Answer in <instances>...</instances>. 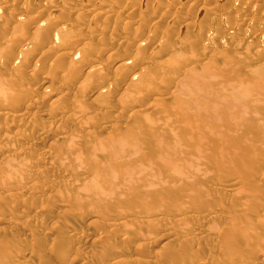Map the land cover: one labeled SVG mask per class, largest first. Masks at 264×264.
<instances>
[{
	"label": "rangeland",
	"instance_id": "rangeland-1",
	"mask_svg": "<svg viewBox=\"0 0 264 264\" xmlns=\"http://www.w3.org/2000/svg\"><path fill=\"white\" fill-rule=\"evenodd\" d=\"M4 1L2 0V2H0V8H1L0 9V42H3L4 40H6L8 42V44H9L8 46H10V47H8V46H4V47H6V48L8 47L10 49L13 48V50L8 49V52L10 50V52H9L10 55H8V52L5 51L6 49L3 48V50L5 51V52H3V54L7 53L9 58H7L8 57L7 55H4V57L6 56L5 58L7 59V60L5 58H4L5 60L3 59L4 60V64L1 63L3 60L0 59V73L1 72L2 73L5 72V73H3V75L6 74L7 72H8V74H10V73L13 74V75L10 74V78H11V76L13 77V79L11 78V80H8L9 76L7 74L5 76H3V78L4 77L7 78V79H5V80H7V84L5 83L6 81L4 82L5 85H8L6 87V90L9 89V91L11 93H13V92L18 93L17 90H19L18 94L20 95V93H21L22 94L21 95L22 98H20V97H19L20 99L16 98L15 99L16 101L15 100L13 101L14 103L9 102L10 100L6 101L8 99L5 100L7 102L5 104H8V102H9L8 105H5L8 108V110L6 112L9 113V114L13 113V115L10 114L11 116H9V119L8 118L5 119V116H8L6 114V112H5L6 115L4 113L2 114L3 117L0 115V121L4 123L3 124V123L0 122V128H3L2 130H0V136L3 135L4 133L5 134L8 133V135L6 134V136H10V135L13 136L14 133L15 134L17 133V134H20L21 136L22 135H24V136L26 135L25 136L26 137V139H25L26 141H31V142L38 141V142H36V144L34 146H31L32 148H31L30 151H28L29 148L27 149L26 147H24L25 145L20 144L21 145L20 146L18 144L17 148L20 149L21 151H23V156L21 158L19 157L17 161H12L14 159L11 156L8 157V158H6V157L4 158L2 154L0 155V160L2 161V162L1 161L0 162L2 164H10L12 162V164H10L9 167H8V165H0V176H1V179L3 177V179H4V180L2 179L3 183H5V185L8 188V190H7V188H5L7 190L6 191L4 188L1 189L3 185H1V187H0V227H1L0 228V240H1L0 243L5 240L4 244H2V245H5V246H1L0 245L1 246L0 249L2 247L4 248V247L8 246V248L6 249L7 250L6 252H8V254H4V253H6L5 249H3L4 253H3V251L0 250V252L3 253V254L0 253V256H1L0 259L4 261L3 264H7V263L8 264H10V263L11 264H15L16 262L18 264H22V263L23 264H47L48 262H49V264H110L113 261L115 262V259H118V258H119V260H120V258L121 259L123 258L120 261L123 262L125 260V262H127V264H131V263L132 264H203V263L205 264L206 263L207 264L209 261L210 262L212 261V264H218V263L219 264H222V263H224V264L225 263L226 264H242V263H244V264H264V252L262 253L258 249L260 246L261 247L263 246L264 243H262V242L264 241V239H261L260 238L261 236H259L260 233L259 234L257 233L261 229V228H259V226L263 228V229H261L262 231L264 230V225H263V223H264V218H263V216H264V209H263L264 208V199L262 198V197H264V193L261 194V192L260 193L259 192H253V191L258 190V189H255V188H257V185L256 186H254V185L257 184L258 182H262L264 180V179H262L263 175L258 174V173L264 174V172H263L264 171V168H263L264 167V143H263L264 142V139H263V136H264V133H263L264 132V126H263L264 125V95L261 96V94L264 93V89L262 88V87H264V85L260 84V82L264 83V80H263L264 76H262V75H264V69H263V67L261 68V66H264V10H262V9H264V3H263L264 0H248V1H246V0H204V1L203 0H100V1H106L107 4L109 3L112 6L111 9H110V7L108 9V6H110L109 4L108 5L106 4L107 7H106L105 4L103 6H98L97 4L100 2L98 0H96V1L95 0H69L70 4H67L68 6H66L62 2L65 5V7H64V5L62 3L60 4L59 0H52V1L51 0L50 1L49 0L48 1H46V0H12L11 1L10 0L9 2H4ZM69 1H68V3H69ZM192 2H193V4H192ZM157 3H158V5H157ZM91 4H92L93 7L91 6ZM95 5H97L98 7L96 6L95 9L91 10L90 8H94ZM23 7L27 8L26 9L27 12H24V11L22 12ZM67 7L70 9V11L71 10L72 11L69 12V9ZM101 7H102V10L106 11L108 14L107 13L104 14V12H100V11H102ZM261 7H263V8H261ZM39 8H41V9H39ZM88 8H89V10H88ZM211 8H212V11H213V12L211 11L212 13H210V11L208 10V9H211ZM48 9L50 11H52V13L50 11L48 12ZM84 9H86V10H84ZM57 10L58 11L60 10V12H58ZM76 10H78V13L80 14L78 16L81 17L80 18V17L77 16V19H79L78 21L75 19L76 15H71L72 12H74L73 14H76ZM98 11H99V13H98ZM50 13H51V15H50ZM67 13H69V14H67ZM57 14H59V15L57 16ZM244 14H248L246 16H249L251 19L249 18L248 19L249 21L243 19ZM48 15L50 17L48 18L47 22L44 23L45 22L44 19ZM37 17H39V19ZM40 17H41V20H43L42 22L40 20ZM18 18H19L20 21L16 20ZM145 18H147V19H145ZM1 19H3V20H1ZM39 20H40L41 23H39ZM212 20H215V21H212ZM213 22H215V23H213ZM67 23H70V25L67 24ZM40 24L42 25L41 27H40ZM61 24H63V25L65 24L63 26V27H65V29L62 28ZM77 24H78V26H76ZM16 26H17V28H15ZM68 26H69V28H68ZM74 26H75V28H74ZM209 26H211L210 29H212V30L209 29ZM58 27H61L59 29H61V31H63L62 32L63 36L60 34L61 31H59V30L57 32L59 36L56 34V31H57L56 28H58ZM66 27H67V29H66ZM87 27H89V29H90V27H92L93 30L90 29V31H89V29H87ZM86 29H87V31H86ZM64 30H67V31H65L67 33H64ZM80 30H81L82 34H83V32L84 33L88 32V34H90V32H93V34H91V36L87 34L86 36H90V37L89 38L85 37L84 40H83L82 38L85 36V34H83L82 37L79 36V35H81V34H79ZM204 30H206V31H204ZM100 31H102L103 33L100 32ZM202 31H203V34H201ZM95 32H96V34H94ZM208 32H209V34H208ZM76 33H78V35ZM97 33H99V34H97ZM204 33H205V37H204ZM12 34H14V37H11V36H13ZM207 34H208V36H207ZM256 34H257V36H256ZM54 35L55 36L57 35L58 37L57 36L54 37ZM92 35H94V36H93L92 39H90L92 37ZM95 35H97V36H95ZM98 35L100 37H98ZM1 36H3V37H1ZM8 36L11 37L12 39L10 40ZM209 36H210V40L207 41L205 38L206 37L208 38ZM18 37H20L21 39L18 38ZM76 38L77 39L79 38V39L77 40ZM80 38L83 41V44H86L87 42H89L90 44L87 43L89 46L87 44L86 45H82V41L80 40ZM87 39L90 40V41H88ZM204 40L207 41V42H205ZM16 41H18V42H16ZM78 41L80 42V44H78ZM84 42H86V43H84ZM234 43L235 44L238 43V45L241 48L245 47V48H242V49L247 50L246 51L247 53L250 50L249 51V54H251V56H250L251 58H249L250 60L249 59H247V60L246 59H240V58H244V55H242V54H245L246 52L243 51L244 53H241V51L240 52L238 51L240 49L237 50L238 52H236V50L234 52L233 47H232V46H234ZM137 44H140V45H137ZM5 45H7V44H5ZM79 46H80V48H79ZM85 46L88 49H86ZM104 48H105V50H104ZM47 49H49L48 51H50V50H52V52L55 51L56 53L53 52L55 55L51 54L52 53L51 51L48 52ZM85 49L89 51V52L87 51L88 52L87 54L85 52L86 51ZM43 50L45 51L44 52L45 55L43 53ZM80 50H81V55L77 56L80 53L79 52ZM98 50H99V52L97 53ZM199 50H202V51L206 50V52H204V55H203L202 51H200L202 53V55H201ZM14 51H15V53H14ZM177 51H179V52H177ZM11 52L15 54L14 57L19 55V53H20L19 58L15 57L16 58L15 60H17V59L19 60L21 58H23V60L19 61V63H18V61L15 62L14 57L10 58L11 57ZM17 52H19V53H17ZM41 52L43 53L44 56L43 55L41 56V54H42ZM46 52H47L48 56H50L49 54H51V56L50 57H45V56H47ZM109 52H112L113 54H108ZM154 52H156L158 55H161V56H164V55L168 54V56L171 55V57H174V56L176 57V55H177L180 58V59L178 58V60H181L182 62H184V61L187 62V61L190 60L191 63L194 62L193 65L196 64V67L203 66L202 64H204V66H205V63H201L202 62L201 60H203V61L205 60L206 61V59H208L206 61V64L209 65V61H210V63H211L210 65L213 66L212 71L214 70V72L212 73L211 69L209 68L210 66H208L207 68L210 69V70L209 69L208 70L211 71V74L207 73V75H205L206 73L204 74V72H207V68L205 69V67H204V69L206 71H204L202 73L203 75L201 74L202 77L204 75L206 77L208 76V78H210L212 76V78L213 79L216 78V80H217L218 77H220V78H218V79H220V81L218 80V82L222 83L225 86L229 85V83H230L229 79H232V78L234 79V82H238L240 80V79L239 80L237 79L238 76L241 77L242 81H243V78H245L244 80L247 79L248 80L247 82H250L251 86L250 87L248 86V87H249V89L251 88V90H253V91L249 90V93L253 92V93H251V95L254 94L253 96H256L255 98H258L256 100L259 103L258 102H257L258 104L254 103L253 106H252V104L250 102H248L250 104L249 105L248 103H246L245 100H244L245 101L244 102L243 100L239 101L240 99H238L235 102L239 103V108H237V109H239V111L241 113L239 111L238 112L241 115L238 113L239 115L237 114L238 116L237 115L235 116V112H234L235 109L231 108L233 111H230V112H234V113H232V115H234L235 118H237V117L239 118L240 116H242V117H240L244 121L243 122V121L240 120L241 121V126L240 127H241L242 131H241V129L239 127L238 128L234 127L232 121L233 120L236 121V119L234 117H232V115H230V113H228L230 116L224 115V114H227V112L229 110H227V112L225 111V113H224V111H219L218 115L220 117H222V119H223L222 121L220 119L221 124H220L219 121H217V123H214L216 121L213 120V122H212V119H214L213 117L208 118L209 120L206 119V117L211 116V115H209V113L211 111L216 113L217 110H215L214 108L220 107V106H216L215 107V105L213 107L212 105L214 104V102L213 101L210 102L211 99H209V97L211 98L212 96H207V93H208L207 91L208 90H209V93H210L209 95H211V93L213 95V90H211V88L208 87V89L206 91L205 90L206 86L202 85V84L201 85L199 84L200 86H198V85L197 86L196 85L193 86V87H195V86L196 87H201L202 89L201 88L200 89L199 88L195 89L193 87L188 86V87L191 88V90L189 91L191 93L192 92L193 93L194 92H202V91H203V93H206V92L207 93H206V96L203 93H202V95H200L201 93H199L197 95L195 93L194 96L195 95H196V97L198 96V98H196V97H192L193 95L192 96L190 95V97H189L190 93L188 92L189 93L188 94L186 92V96H187L188 99L184 98V99H187V102H189L188 104L191 103L192 105L196 106L195 109H197V107L201 105V104L199 105L198 103H200V102L207 103V100H209L208 102H209V104H211L210 109H211V107H213L212 109H214V110L211 109V111L209 113H207L209 116H206L205 115L206 114L205 111H204V114L202 112V109H203V106H202L203 104H202L201 105L202 108L198 107L199 108L198 111H199L201 116L203 114L204 118L200 119L201 118V117L199 118L200 115H197L198 118H196V119H200L201 122L199 123V125L202 126V127H204L206 125L209 126L210 124H211V126L216 124L215 126L219 125V127L221 125V127H220L221 130L220 129H217V130H220L222 132L224 131V128H226L227 131H228L227 134L230 135V136L228 135L229 136L228 137L229 141L231 142L230 146L232 145V142H235V144H237V141H239V138H240V134H243L242 136H244L243 138H244V141L246 142V145L243 144V143H245L244 141H243V143H241V145H242L243 148H244L243 145H245V148L243 149L241 147V145L237 146L236 148H238L237 151H239V152H236L237 154L230 155L232 157L225 156V158L224 157L222 158L223 155H222V151L221 150L227 148V146L226 147H225V145L222 146V144H219V142L214 144L212 147H216L215 149L220 150V151L216 150L217 153L215 152L214 148L212 149V147L211 148L207 147V146H211V143L209 145H206V144L209 143L208 141H210V139L214 140L215 139L214 136H212L214 138L210 137V139L208 141L205 140V139H204V141H200V143L208 142V143L205 144L206 145V149H204L205 146L203 147V144H201V146H199V145L197 146V147H201L199 149H202V150H198V148H196L197 152L200 151L198 153H200L201 156L199 154H197V157H199L198 159H201V160H199L200 161L199 162L197 159H195V161H193V164L190 163L192 166L189 164V166H190L189 168L195 167L194 169H195V171H197V173H199V170L201 172H206L207 171L208 173H211L212 174L211 180L214 179V182L215 181H218V182L225 181V183L222 182L221 184H219L217 182V183L214 184L213 181L209 180L210 176H208V174H207L208 177L204 175L206 179H205V181H203L202 179H204V176L203 177L201 176L202 178H200V176L197 177V175H199V174L195 173L194 170H192V168L190 170L187 167L188 165L186 166V164L184 165V164H182L181 161H179V158L181 159V157L183 155L187 156L188 155L187 152H189V151L190 152L192 151L193 154L195 153V155H196V152H194L195 144L197 145L199 143L198 140H197L198 143H194V142H196L195 139H197V138H191L190 139V137L193 136L192 133H194V132L191 133L190 130H189V127H188V125H189L188 123H190V121L182 120V118H184V119L188 118L189 120H191V122H193L195 120V118L193 120L192 113H189L190 115L185 116V115H183L184 113L179 112V113H181V114H179L181 117L177 115V111H183V108H179V104H180L179 100L182 99L184 101V99L183 98H179V97L180 96L184 97L185 95H182V93H185L184 90L187 91L189 88L187 87V89H185V87H184L183 90L181 89L182 91H178L177 90V91H175L176 94H174V91H173L172 87H174L175 84H178L179 81L176 82L174 80L176 78H173V77L177 76V79H178V77L180 79V76L182 77L181 72H183L184 69H180V70H176L175 69L173 71V69H168V68L164 67V69L162 71L160 66L163 68V65L160 62H159L161 64L160 66L158 65V63H154L155 62V60H153L154 56L150 55L151 53H154ZM0 53L2 54V51ZM236 53H238V55L241 53V55H239V58H237L238 55H236ZM1 54H0V58H3V57H1L2 56ZM179 54H182L183 56H181ZM192 54L193 55L195 54L196 57L199 55L202 59L198 56L197 57L198 60H196L197 59L196 57H194V59H195L194 60V59L191 58V57H193ZM224 54H226L228 57L230 56L229 58L235 57L234 59L231 58V59H233V62H230L232 60L228 59V57L226 55H224ZM249 54H247L246 56L249 57L248 56ZM74 55H76V56H74ZM221 55H224L225 58L230 62V63L228 62L229 65L226 64L227 65L226 66L225 63L218 62L219 60L217 58H220ZM232 55H235V56H232ZM260 55H262V56H260ZM72 56L78 57L79 60L82 58L81 62L85 61L87 63H85V66H84V63H82L83 64L82 65L83 68H82L80 63H78L79 60H77V58H74L73 60L70 59V58H72ZM124 56H126L127 58H125ZM137 56H138L139 59L137 58ZM148 56L150 58L151 57L152 58L149 59ZM186 56H188V57H186ZM211 56H213V59H212ZM205 57H207V58L205 59ZM208 57L211 58V60ZM62 58H65V59H62ZM122 58L124 60V61L122 60V62L128 64V65L125 64L126 65L125 68L126 69H131L132 71L131 70L127 71L126 69L125 70L122 69V72H121V71L117 70L116 66H117V64H119L121 62ZM142 58H146V59H142ZM61 59L63 61H61ZM148 59H149V61H148ZM25 60H27V61H25ZM131 60H132V62H131ZM133 60H136V61H133ZM253 60H255V61H253ZM259 60H260V62H258ZM65 61H67V62H65ZM69 61H71V62H69ZM90 61H92V62L94 61V62L92 63ZM195 61H197V62L195 63ZM198 61H200V63H198ZM14 62H15V65L13 66ZM57 62H59L61 64H63V62H65L64 63L65 65L68 64V65H66V68L68 66L67 70H65L66 69L65 66L61 67L60 64L58 66ZM152 62H153L154 65L157 64V66H159V67L155 68L154 65L152 66ZM156 62H158V61H156ZM74 63L80 65L78 67L80 68L81 71L79 70L77 65L74 64ZM197 63L200 64V65H198ZM69 64L71 65L70 69H69ZM95 64L96 65H102L100 67L103 68V70L100 69V68H97L96 66H94ZM129 65H131V66H129ZM145 65H147L148 67L145 66ZM150 65H151V67H154V69L149 67ZM55 66L56 67H61L63 71L60 68H58L56 70ZM74 66H76V67H74ZM251 66H252L253 72L251 74L248 73V75H247L246 71H248V69ZM259 66H260V68H258ZM11 67L12 68L14 67V69H12ZM53 67L55 68V70H53L54 69ZM253 67H255V70H254ZM92 68L100 69L99 72L96 69L97 75H94V73L96 74V72H93L94 69H92ZM159 68L161 70H159ZM15 69H19V70H15ZM145 69H147L148 71H145ZM151 69H152V71H151ZM32 70H33V74H34L35 77L32 74ZM76 70H77V72L75 73ZM164 70H165V72H164ZM171 70H172V72H171ZM18 71H22L21 73L20 72L18 73L19 75H21V77L18 74H16V72H18ZM178 71H179V74H178ZM257 71L259 73H261L262 75H260V74L258 75ZM14 73L16 74V76L18 75L20 77V79H21V80H19L20 82L17 81L18 78L14 75ZM69 73H71V74L68 75ZM134 73H137V74L140 73L138 75H140L142 78L139 77L138 78L139 80L140 79H145V77L149 78V79L147 78V80L146 79L145 80L147 82L151 83L150 84L151 86L148 85L149 83L148 84L146 83L147 85H144L143 84L144 82L142 83V81L140 80L139 84L142 83L141 84L142 88H143V85H144V86H149V88L152 87L153 88L152 91H154L155 88L159 89L161 86H163L164 89H161V90L160 89L159 90L156 89L155 90L156 92L155 91L152 92L151 90L147 89L148 87L147 88L144 87L143 90H148V91H145V92L143 91V93H146V97H145L144 96L145 94L143 95V93H139V91H136L138 88H140L138 90L142 91L140 85L138 86V88H137V86L135 87V85H134V88H136V90L133 88V86H131L133 84H137L138 83V82L135 83V81L133 79V77H138V75L136 76V74H134ZM26 74L29 75L30 77L29 76L27 77ZM66 75H68L67 78L65 77ZM245 75H247L246 77H248V78L242 77V76H245ZM44 76H46V77L48 76L47 77L48 78V82H49V80H51V81L49 83H42L41 79ZM1 77H2V74H1L0 78ZM15 77L17 79L16 81L14 80ZM76 77H78V78H76ZM49 78H51V79H49ZM171 78H173V79H171ZM208 78H206V79H208ZM222 78L224 80H227L228 83L226 81H224V80L221 81ZM22 79H24V80H22ZM34 79H35V81H34ZM63 79H66V81H67V79H69V81H67L69 84H72L73 82H75V79H77L76 82L77 83L78 82H81V83L83 82L85 84V87H87L89 85L88 82L90 81V84H91L90 86L91 87H92V83L95 84V86L99 87V90L97 92L98 94H100L101 93L100 90H102V94L104 92L106 95L104 94L102 96H100V95L97 96V93L96 94H92L90 92V90H91L90 88L91 87L89 88V86L87 87V89H90V90L81 91V92H79L78 89L77 90L73 89V88H76L75 85H73V88H72V86L69 87L68 83L66 84V87H67L66 89H65V86H63L64 88L62 86H60V85L57 86L56 84H60V82H62ZM70 79H73L74 81L72 80L73 82H71ZM113 79H115V80H113ZM150 79L151 80L153 79V82L152 81H148ZM258 79H260L261 81H258ZM2 80H4V79H2ZM13 80L15 82L19 83V84L17 85V83H15ZM8 81L9 82L13 81V83H9V84H11V85H9ZM25 81H26V83L28 82L29 84L28 83L26 84ZM111 81H114V82L116 81L118 83H121V81H123L122 82L123 84L121 83L119 85L118 83H114V82H113L114 83L113 84V83H111ZM130 81L132 83L134 81V83L130 84V86H129V83H131ZM136 81H138V80H136ZM155 82H157L158 85H160V87L157 86V84ZM234 82L233 83L231 82L232 84H230V85H237L239 83L238 82V83L234 84ZM244 82L246 84H248L246 81H244ZM244 82H242V83H244ZM86 83H88V84H86ZM159 83H161V84H159ZM245 83H244V85H245ZM4 84H2V85L4 86ZM12 85H14V86H12ZM114 85L115 86L117 85V86L115 87ZM256 85H258V86L255 88ZM261 85H263V86H261ZM3 86H1V88H3ZM107 86H108V88L110 87L109 91H107ZM23 87H25V89H28V88H30V89H29V91H27V90H24ZM128 87H132V88H130L132 90L128 89ZM257 88H258V90H257ZM57 89H59V91ZM67 89H69V90H67ZM70 89H71V91H70ZM168 89H170V91H173V92L170 93V91H168ZM60 90H62V91H60ZM83 90H85V88ZM110 90L113 91L111 94H110V92H111ZM124 90H125V92H123ZM197 90H200V91H197ZM2 91H4V90L2 89ZM9 91L7 93H10ZM63 91L68 93V95L66 93H61ZM131 91H132V93H131ZM133 91H134L135 94L139 93V95L138 94L135 95L133 93ZM160 91H162V92H160ZM0 92H1V90H0ZM24 92H27L28 94L27 93L24 94ZM71 92H72V94H71ZM77 92H79L78 96L75 95V93H77ZM147 92L148 93L151 92V94L150 93L147 94ZM177 92H178V94H179V92H182V93H181V95L180 94L178 95ZM254 92L256 94H257V92L260 93V94H258V97H257V95ZM3 93H5V92H3ZM82 94L83 95L85 94L84 97H83ZM121 94L123 96H126V97H124L126 101L129 98V97H127L128 94H130L131 95L130 98H132V100L136 96H137L136 98H140V99H136V100L134 99L133 101H131V103H134L135 101L137 102L138 100L140 102H137L136 104L134 103L135 105L130 103L131 105H133L132 109H131V106L129 105V103L123 104V106L128 104L129 107L127 105L126 108L130 109V110H127L124 107L123 109L125 110V112H126L125 113L124 110L122 109V107L120 106L121 105L120 102L117 101L120 98V97L118 98V95L122 96ZM153 94H154L155 97L153 96ZM147 95H149V96H147ZM60 96H62L61 100L58 98ZM63 96H64V98H63ZM72 96H76V97L73 98ZM80 96H81V98H80ZM104 96H106V97L102 98ZM107 96H108V98H107ZM150 96H152L155 99H153ZM200 96H201V98H200ZM26 97H27V99H26ZM71 97L74 99L72 101L73 103L75 102V99L79 98V99H77V104L76 105H72L74 108L77 107L78 109H80L82 107V110H84V112H87L88 110L91 111V112L88 111L90 114L86 115L87 117L93 118L94 117L93 115H97V114H98V116L101 115L98 118H96L97 116H95V118L96 119L100 118V119H103V120H100V119L97 120V121H96V119L93 120V121H92V119L89 120V121L94 123V124L90 123L91 125H95L97 123L94 126V128L92 129L93 131L92 130L89 131V132L92 131L90 134H88L89 132H87L89 130L88 128H91V125L89 124L88 121L87 122L84 121V123L86 122V124H88L87 126L82 123L83 126L81 127V124H78L77 122L76 123L75 122L72 123L74 120H72L71 118L69 119L68 116L67 117L63 116V115H66V114L69 115V112L71 111V109H74L73 107H71V104H73L71 102V100H72ZM148 97H150V98L148 99ZM53 98L54 99L58 98V103H56L55 105L53 103L52 104L49 103L50 101L52 102V100H54ZM96 98H97V100H96ZM130 98H129V100H130ZM190 98L200 99V101L195 100L196 102L198 101V103H196V102H194V99L190 100ZM212 98H214L213 100H215V104L218 105L219 103L216 102V101H219V99L216 100L215 97H212ZM94 99L96 100V102L98 101L97 103L101 104L103 102L104 105H105V103L107 105V101H108V106L110 105L109 106L110 108H111V106H112V108L114 107L113 109H115L118 112L121 109L122 110H121L120 113H118V112L116 113L115 110H112L113 111L112 112L111 111L112 108L110 109L108 106H104L103 104H102V106H104L103 109L96 110V105H95L96 102H95ZM177 99H178V103H177L178 106L176 105V100ZM201 99H202V101H201ZM20 100H21L22 103L29 104V110L27 112H25V114H23L24 115V119L22 117L23 115L20 116V118L23 119V121L20 118H18V119H20L21 121H19L17 118H15L18 115L17 114L18 112H16L18 110V107H15L14 109L12 108V107H14V105L16 106L20 102ZM24 100L25 101L27 100V101L25 102ZM129 100L127 102H129ZM182 100H181V103H184V102H182ZM188 100H190L191 102L188 101ZM221 100L223 101L224 99H221ZM31 101L34 102L35 104L32 103ZM59 101H61V102H59ZM81 101L86 102V103L83 104V102H81ZM92 101H93V103L94 102L95 103L93 104ZM116 101L119 102L120 105L117 104ZM121 101H123V100H121ZM141 101H143L142 102L143 104H141ZM78 102H80V103L78 104ZM109 102H110V104H109ZM125 102L123 101L121 103H125ZM187 102L184 103L183 105L184 106H188ZM240 102L241 103L244 102L245 105L247 104V107L244 106V105H241ZM166 103H168L169 105L171 104L172 106L173 105H176V106H173V107L171 106L173 109H171L169 106L164 109L163 105H165V107H166V105H168ZM222 103H225V102H222ZM10 104H11V107L9 106ZM49 104L53 105V106H56V105L59 106V107L57 106V108L54 107V109H56V110L53 109V106L51 108V110L52 111L54 110L56 113L52 112V111H49L50 110V108H48ZM137 104L139 105L138 107L141 106V108L144 107V106L146 107V105L147 106L149 105V107L150 106H152V107H150V108L149 107H146V108L144 107V108H142L144 110H142L141 108L137 107ZM209 104H207V106L206 105L205 106L208 107ZM116 105H118L120 107L117 108ZM220 105H222V104H220ZM64 106L65 107L67 106V107L65 108ZM94 106H95V109L91 110L90 108H94ZM60 107L64 108L67 111V113L64 110L65 111V114H64V111H63L62 108H61L62 113H60L61 111L60 112L58 111V109H60ZM86 107L88 108V110H86L87 109ZM176 107H178V108L176 109ZM10 108H12V110ZM160 108H163L164 110H167L166 111L167 113L165 111H163L162 109H160ZM104 109H106V111H103ZM134 109L135 110L137 109V111L141 110V112H139V114L140 113H142V115L148 114V116L151 117V119H153L155 116H156V119H157V117H161V114H163V112H164V114H166V115H164V116H166L164 118L165 119L168 118V120H170L172 122V123L171 122L169 123V121L168 122L166 121L167 124H169V125L171 124L170 126H172V124H173L174 126H172V127H179L180 128V129L178 128L180 132H176L175 135L177 136V134L180 133L179 137L182 138V139L177 137L176 139L179 138L178 141H177L176 139H174V137H172V135H170V136L166 135L165 136V134L161 135L160 137H159V135L156 136L157 132L153 133L154 131H152V129L149 130L150 128L147 130L146 129L147 127H145L144 128L145 130H144L142 127L145 126V125L148 126L149 123L148 124L146 123L144 125L143 123L145 122L144 121L145 119L142 117V115L138 116L137 115L138 114L137 111H135ZM107 110H110V111L107 112ZM132 110H134V111L132 112ZM146 110H147V112H146ZM159 110H162V111H159ZM171 110L174 112V116L179 117L178 119H176L174 117L175 120L174 119H172L173 121L171 120L172 115H173V112ZM127 111H128V115H129V112H132V113L128 116L127 115ZM43 112L44 113L50 112V116L52 114L51 117L53 119H50L51 117L50 118H46L44 116H41L40 113H43ZM96 112H98V113L96 114ZM106 112H107V114H105ZM133 113H135V115ZM34 114H36V115L38 114V115L34 116ZM56 114H58L61 117L58 118L59 116H56ZM60 114H63V115H60ZM115 114L118 115L117 118H116ZM255 114H257V115L255 116ZM32 115H33V118L31 117ZM39 115L41 117H39ZM91 115L93 117H91ZM120 115H122V117ZM133 115L136 118L137 117L138 118L137 119H133L134 118V117H132ZM151 115L152 116L154 115V117H152ZM194 116H195V114H194ZM212 116H214V115H212ZM219 116H218V118H220ZM225 116H228V117H225ZM10 117H12L13 120H11L12 118H10ZM34 117H35V119H34ZM64 117L66 119H68V120L67 121H66V119L62 120V118H64ZM110 117H112V118L109 119ZM126 117H129V118L132 117L131 118L132 120H130L129 118H126ZM29 118H30V120H29ZM139 118H140V120H139ZM161 118L160 119L163 120V117H161ZM180 118H181L180 121H183V122L185 121L187 124L185 122L181 124V122H179ZM225 118H226V120H225ZM228 118H229V120H228ZM57 119H58V121H57ZM31 120H38V122H37V124H35L36 122L31 121ZM60 120L63 121V123H65L66 129H63V127H64L63 125L64 124L60 123L59 122ZM141 120H143V121H141ZM153 120H155V119H153ZM5 121L9 122L10 126L8 125V123L5 124ZM42 121L43 122L45 121L44 123L46 124V126H44L45 124ZM52 121L54 122V124H53ZM175 121H176V124H174ZM245 121H247L248 123H251L250 124L251 127H254V128L251 129V127H249V125ZM33 122H34L35 126L33 125ZM135 122H137L139 124L142 123V124H140V125L138 124L137 126H134V125H136ZM178 122L181 124V126L179 124H178L179 126L177 125ZM208 122H209V124H208ZM11 123H13L14 125L16 124L17 127L16 126L14 127L13 124H11ZM41 123H43V124H41ZM117 123H119V125ZM202 123H204V126H203ZM23 124H25V125L23 126ZM61 124H63V125H61ZM98 124L99 125L104 124L105 126L106 125L107 126L104 128V125L103 126H99ZM108 124H110V125H108ZM116 124L118 125V130H120V128H121V130L124 129V125L133 124L131 126L130 125L126 126V127H128L127 130H126V127H125V129L123 131L120 130L121 131V132L119 131L120 134L123 133L124 131H126V132H124V134L126 135L127 131L129 133H131V132H135V129H137V132H136L137 134L136 135L131 133V134H133V138L134 139L133 138H130V139H131V141L133 139L134 140L133 142H136V146H138V147L135 148V149L137 151L140 150V149H142L143 151L142 150H140L138 152L137 151H133V153L136 152V154H133L131 156H133V157L135 156L136 158L139 157L138 160H142L143 161L144 160L143 158L140 159V157H143L141 155L147 154L148 156L146 155L145 156V161H143L144 163H147V161L149 159L150 160L153 159V158H155V159L159 158L160 159L161 157H165L164 155H167L165 152L168 151L167 148L169 147L170 148V152H168V154L172 155V156H169V157H172V158L170 159L169 157H167L168 156L167 155L166 156L167 158H163V159L164 160L167 159L166 161H169L168 160V158H169L170 161L174 163L173 164V163L169 162L170 165L172 164V166L177 167V168L179 166L178 171H177L178 174L177 173L172 174V172L169 170L167 164L165 166L164 165H160L161 162H160L159 166L158 165L155 166L156 168L152 166L153 169H151V170L148 169V167H147L148 165H146V167L148 169L147 170L148 171L147 174H146V172L145 173L142 172V169L139 170V171H141L140 172L141 174L138 171H135L136 173H133L134 169L132 168V170L129 172L130 173V175H129L128 173H126V171L128 172V170H130L131 168L124 169L125 173L121 169L122 172L124 173V174L122 173L124 176L121 174V175H119L120 177H116V178L115 177H111L112 179L110 177H104V176H103V178L95 177V182L102 179L100 181V183H99V181L96 182V183L92 182L93 183L92 185H91V183H89L90 185L89 184L88 185L90 186V189H89V187L87 189L84 187L83 190H82L83 192L80 191L79 193H77V192L75 193L74 188L73 187L70 188L71 187L70 184H73L75 182V178L77 180H79L80 183L81 182L85 183V180L90 182V180H88L87 178H84L83 176L75 177L76 174L73 173V171L70 170L69 167L67 168V166H69L68 164H70V162L69 163L65 162V166H63L61 164L62 162L65 161L64 159H61L62 161H61V163H59V167H60V165H62L61 167H63V168L65 167L66 168L65 169L66 172H68L70 170L73 174H75V176L72 175L71 172L67 173V174L70 173L71 175L69 174V176H65L67 174H66V172L62 173V170H60L59 173H56L58 171L56 169H54L53 166H50L51 164H49V163L53 162L52 160H54L53 164H55V166L56 165L58 166L57 161H59L60 159H58L57 157H52V158L48 159L49 163H47L48 161H46V163H45L44 160H42L41 154H43L44 152L49 150L50 147H55V146L59 145L58 148L61 149L60 145H62V147H63V144H65V143H64L63 139H61V142H62L61 143L60 142V138L62 137V135H63V137H67V135L65 136V134H67L66 132H69V134H70V135H68V137L69 136L72 137L74 135V133L72 134L73 129H74L73 132L77 131L75 136L77 134H79L81 137L79 135H77V136H79V138H81V139H75L74 138L75 136L72 137V139L74 138L76 141L81 140V142H83L82 144L87 143V141L91 142V140H94V138H95L94 136L95 135H97L96 137H100V138H98L99 140H105L107 138L105 136V134L107 136L109 135L108 139H112L113 138L114 141H116V138H118L119 140H121L122 138H125V136L121 137L122 135L120 136L119 134L116 133L117 132V129H116L117 127L112 128L113 125L117 126ZM222 124H225L224 127L222 126ZM229 124L232 125V126H230ZM245 124L248 125L250 131L247 130V129H243V128H247V125H245ZM6 125H7V127H11V128L8 129L6 127ZM30 125H31L32 129L29 128ZM56 125H58V126H56ZM59 125H61L62 128ZM77 125H79V126L77 127ZM175 125H177V126H175ZM199 125L197 124L198 128H200ZM2 126H4V127H2ZM32 126H34L35 128L32 127ZM37 126H38V128H37ZM85 126H86V128L88 130L85 128ZM139 126H141V127H139ZM208 126H206V128ZM211 126H210V128H213V127L215 128V126H213V127H211ZM100 127L101 128L103 127V130H101ZM186 127H188L187 130L191 133L192 136L189 134L188 131H186ZM33 128L36 129V130H34ZM59 128H61V129H59ZM71 128H72V130H71ZM106 128L107 129L109 128V129L107 130ZM257 128H260V129H257ZM25 129H28V130H25ZM67 129H69V130H67ZM232 129H233V132H232ZM3 130L7 131V132H4ZM11 130H13V131H11ZM109 130H110V134L112 133V134H114V136H115V134H117L119 136H117V137L115 136V138H114V136L111 134L112 138H110ZM183 130H185L187 132V133H185L186 135L189 134L190 136L186 137L185 134L183 133L184 132ZM193 130L197 131L196 129H193ZM193 130H191V131H193ZM215 130H216V128H215ZM215 130L213 129V133L217 132V130L216 131ZM234 130H235V132H234ZM244 130H247V131H244ZM31 131L33 133H31ZM46 131H48V132L45 134ZM62 131L64 132V134H63ZM82 131L83 132L86 131V135L88 134L87 136H89V137H87V136L85 137V135H84L85 133H83ZM106 131H108V132H106ZM198 131H199V133L203 132V131L200 132V129ZM198 131L196 133H198ZM227 131H224V132H227ZM256 131H258L260 133L257 132V134L253 135V133L254 132L256 133ZM58 132H60L61 134L58 133ZM229 132H231V133H229ZM244 132H247V133L245 134ZM43 133H44V135H43ZM196 133H194L195 137H197ZM199 133H198V138H199V135L202 136L203 138H206V137L208 138V136H209V135H204L203 133H201L202 134L201 135ZM232 133H234V134L231 136ZM262 133H263V136H261L262 139L260 138V136H256V135H260ZM139 134H141V135H139ZM150 134H151V136H149ZM236 134H238L239 136H235ZM98 135H100V136H98ZM127 135H129V134H127ZM153 135H154L155 138L153 137ZM212 135H214V134H212ZM24 136H22L23 139L25 138ZM28 136H31V138L28 137ZM39 136L40 137L43 136L42 139L39 138ZM82 136H84V137H82ZM141 136H143V137H141ZM146 136L147 137L149 136V138L151 137V139L149 140ZM183 136L186 137L187 139L189 138L188 140L185 139L187 142H183L184 141V137ZM56 137L58 139H56ZM90 137H92V139H89ZM130 137H132V136H130ZM152 137H153V140L155 142H158L159 145L160 144H162V145H160V146L158 145L157 146L156 143H152L153 142L152 141ZM235 137L238 138L237 141H233L234 139H236ZM251 137H254V139L251 138ZM27 138H28V140H27ZM37 138L39 140L40 139L41 140L39 141ZM82 138H84L83 141H82ZM158 138L161 139L162 141L163 140H165V141L162 142L161 140H158ZM43 139H45V140H43ZM85 139L87 141H84ZM127 139H129V137ZM173 139L175 140L174 142H176V141L178 143L182 142L181 144H179L182 147L179 146L180 147L179 148L176 145L179 149H177V147L173 148V147H175V145L173 144L174 142L172 143ZM55 140L56 141L58 140L57 141L58 143L57 142L55 143ZM123 140H121V141L123 142ZM179 140H181V141H179ZM199 140H201V139L199 138ZM76 141H74L73 143H75ZM127 141H125V143H127ZM150 141H152V142L150 143ZM216 141H218V140H216ZM259 141H260V143H259ZM128 142L129 143H127V144H131L132 143L130 141H128ZM177 142H176V144H177ZM250 142H251V144H250ZM78 143L80 145V141H78V142H76V144H74V145L77 146L75 148V150L76 149L80 150V148H81L82 151H78L77 152V151L74 150V148L71 149L72 150L71 151L70 150V148H71L70 146H64V148H62V149L66 148L65 151L67 152V154L71 155L72 158H74V155H72V152L75 151L74 152L75 155H76L75 157H77L78 160H80V161L77 160V163L83 161L82 163L86 164L87 166L94 167L93 166L94 164L93 165H89V163L92 164L91 162L94 161V160L90 161V158H91V155L89 156L90 151L88 150L89 153L85 152L86 149L83 148L82 144L78 147ZM213 143H215V141ZM247 143L250 145L249 147L251 148L250 149L251 151H249L248 153L251 152V156L252 157L250 155H248L246 151H244L246 149V147L248 146ZM140 144H141V146H139ZM166 144H168L169 146L165 147ZM182 144H185V145H182ZM190 144H191V146H190ZM237 145H239V143ZM230 146H228V147H230ZM235 146H234V148H235ZM47 147H49V149ZM159 147L161 149L158 150ZM253 148L256 149V150H254ZM24 149H27V150L25 151ZM68 149H69V152H68ZM180 149H181V151H180ZM207 149L208 150L211 149V150H209L210 152ZM100 150H99L100 153L98 152V150L94 151L96 153L98 152L96 154L97 157L100 156V157H98L97 161H96L97 157L95 158V162L103 161V160H104V162L108 161L107 159L101 160L102 159L101 156L104 155V157L109 158L110 160L113 159V165L114 166H117V167L121 168V166H118L120 164H117L119 162L121 163V161H118L114 157L112 159H111V157H108V156H112V155H108V153L106 154L105 153L106 149L102 150V151H104L103 153ZM160 150L164 151V152L162 151L164 155L161 154L162 155V156L160 155L161 157H159V155H157L158 153H161V152H159ZM212 150H214V151H212ZM145 151H148L149 153H147V152L145 153ZM156 151L158 152L156 154L158 157H154L153 156V153L156 152ZM204 151L206 153H204ZM235 151H234V153H235ZM26 152L28 153V155L26 154ZM40 152H42V153H40ZM76 152H77V154H76ZM106 152H108V150ZM179 152L180 153L183 152V154L180 155ZM219 152H221V153L218 154ZM184 153H186V154H184ZM212 153H214V155H212ZM252 153H254V154H252ZM37 154L40 156L41 159H38L39 156ZM149 154L151 155V157L152 156L153 157L149 158L150 157ZM189 154H191V153H189ZM206 154H207V156H206ZM216 154H218V155L215 157ZM246 154L248 156H246ZM85 155H86V157H85ZM219 155H222V156H219ZM80 157H82V158H80ZM146 157H148V160H146ZM205 157H206V159H205ZM226 157H228V158H226ZM3 158H4V160L7 159V161H5L7 163L4 162ZM77 158H74V159L76 160ZM132 158L128 159V160L132 161ZM9 159L10 160L12 159L11 162L9 161ZM81 159H83V160L81 161ZM88 159H89V163L87 162ZM134 160L137 163L132 161L135 166L131 165V167H135L136 168L137 167L136 165L139 164L140 161H138L137 159H134ZM150 160L148 161L149 165H153V164L159 163V162H157V160L155 161L156 163L153 160L154 163L151 164L152 161L150 162ZM203 160H205V161L203 162ZM206 160H209V162L206 161ZM40 161H42L45 164L41 163ZM66 161H68V160H66ZM108 162H109L108 167L111 168L110 167V163L112 161L111 162L108 161ZM115 162H117V163H115ZM143 162H141V164ZM205 162L206 163L208 162V163L206 164ZM178 164H182V166H184L183 169L181 168L182 166H180ZM199 164H201V166L203 168L200 167ZM46 165H47V167H46ZM113 165L111 163V166H113ZM257 165H259V166L262 165L263 167L261 166L262 168H260ZM185 166H186V168H185ZM205 166L207 167V169H206ZM51 167H52L53 171H51L52 170V169H50ZM117 167H114L113 170H111V171H117L116 169L119 170V168H117ZM157 167L158 168L160 167L161 169H163V168L166 169V167H167L166 170H169L170 173H165V175H166L165 177L168 176L167 178H165V177H163L164 174H160L161 173L160 172L159 175H158L157 172H156L155 176L158 175L157 178L159 177V180L161 179L160 183L159 182L155 183V184L152 183L153 184L152 185L148 181V183L150 185L148 184L149 189L148 188L146 189L147 184H146V182L143 183V181L150 180V173L149 172H151V175H152L153 171L154 172L157 171V169H158ZM204 167H205V169H204ZM8 168H11L12 171L10 170L11 171L10 172L9 170H6ZM23 168L25 169V171H24ZM44 168H47V169H44ZM160 168L158 169V171L160 170ZM21 169H23L22 172H21ZM165 169H163V170H165ZM179 169H181V170H179ZM258 169H261V170H258ZM262 169H263V171H262ZM38 170L39 171L41 170L42 173L36 174L37 172H39ZM91 170L93 171V169H91ZM166 170H165V172H167ZM4 171H9V172H6V173H10V174H8V175H10L8 177V179H7V177L5 178V176H8V175L7 174L5 175ZM143 171H146V169L144 168ZM181 171H183V174L180 173ZM20 172H21L22 175L18 174ZM154 172H153V174H154ZM1 174H3L4 176L1 175ZM17 174H18V177H17ZM25 174H27V175H25ZM57 174H59L58 177L55 176ZM133 174H135V175H133ZM145 174L147 176V179H145L146 178ZM171 174H172V176H171ZM29 175H31V176H29ZM128 175L131 176L132 178L129 177ZM138 175L141 176V177H138ZM160 175H161V178H160ZM182 175H184V177ZM257 175L261 176V178L259 176L257 177ZM62 176L66 177L67 179L63 178ZM70 176H73L75 178H72ZM90 176H93V172H92V174ZM90 176L88 178L92 180V178H90ZM173 176H175V178ZM213 176L214 177L217 176V177L213 178ZM26 177H27V181L28 182L26 181L25 182L26 184H25L24 181L26 180ZM41 177H43V178H41ZM162 177L164 179H162ZM96 178L98 180H96ZM108 178L110 180H112V181H110ZM141 178H144L143 181L141 180ZM197 178H199L201 180L198 181ZM252 178L255 181L252 180ZM9 179L16 180V184H14L15 181L14 182L11 181V184L8 183V184H10L11 188H9L8 187L9 185L6 184ZM57 179H59V180H57ZM68 179H70V180H68ZM106 179H108V180H106ZM218 179H221V180L219 181ZM233 179L236 180L234 185H232L234 183ZM61 180H62V182H61ZM67 180H68L69 183L66 182ZM153 180L155 182L157 181V179L156 180L153 179ZM153 180H152V182H154ZM170 180H171L172 184L169 183ZM257 180H258V182H256ZM18 181H20V182H18ZM79 181H77V182H79ZM92 181H94V179ZM108 181L110 182V184L111 183H114V184L116 183L115 185L111 184V186L113 185V186L117 187V188L115 187L116 190L113 189L114 192H111L112 189H110L111 191L107 190V192L109 191L110 193H105L106 189H109L107 187L110 186V185H108V183H109ZM178 181L180 182V184H179ZM226 181H227V184H226ZM252 181L254 182V184H253ZM70 182H72V183H70ZM229 182H231L232 184L230 185ZM247 182L250 183V184L252 183V186H253L254 190H252L251 186H250V188L248 187L249 184ZM3 183L0 181V184H3ZM19 183H20V185H19ZM59 183H61V184H59ZM84 183H82L83 186L86 185L87 182L85 184ZM141 183H143L145 185V187H143L144 186L143 185L142 186L143 188H141ZM263 183H264V181L262 182V184ZM13 184L15 185L14 187H16V189L14 187L12 188ZM30 184L32 186H35L33 189H31V191L34 190V191H32L34 193H32L30 191V188H32V187H29ZM94 184H97L96 188H95V186H93ZM105 184H107L106 187H105ZM223 184H226V185H223ZM258 184L260 185L261 183H258ZM5 185H4V187H6ZM16 185L17 186L19 185V186L17 187ZM88 185H86V186H88ZM154 185H155V187H154ZM243 185L246 188L248 187V189L245 190V187ZM160 186H163V187H160ZM169 186H171L172 189ZM195 186H196V188H195ZM260 186H262V189H264L263 185H260ZM24 187H25V189H24ZM28 187H29V191H28ZM36 187H38L39 189H36ZM94 188L96 189V191H95ZM112 188H114V187H112ZM153 188H155L157 190H155ZM162 188H164V189H162ZM165 188L167 190H165ZM173 188H174V190H173ZM169 189L171 190L170 192H169ZM191 189H192V191H191ZM195 189H196V191H195ZM144 190L146 192H144ZM212 190H213V192H212ZM247 190H250L251 193L247 192ZM8 191H10V192H8ZM194 191L195 192H197V191L200 192V193H195L198 196L194 194ZM261 191L263 192V190H261ZM26 192H28V194ZM57 192L59 193L60 196L57 195ZM202 192L204 194H201ZM6 193H7V197L5 196ZM9 193H10V195H9ZM30 193H31V195H30ZM187 193L190 194V195H186ZM255 193H256V195H255ZM145 194H147V195H145ZM176 194H182V195H179L181 197H185V195H186L187 198H181V197L177 196ZM205 194L208 197V200L205 199L206 198ZM260 194H261V196H260ZM246 195H248V196H246ZM249 195H251V196H249ZM48 196H52V197L49 199ZM233 196L235 197L234 199H233ZM54 197H57V198L54 199L55 201L52 200V198H54ZM209 197H211L212 200H209ZM188 198H190L189 201L191 203L187 200ZM194 198L196 200L200 199L199 202L197 201L198 204H196L197 202H196V200ZM239 198H241L242 200H239ZM232 199L233 200L237 199L238 202H245V203H243L244 206L247 204L246 202H248L249 207H250V204H252L251 207L254 206L253 207L254 211L252 210V208H251V210L253 211V214L254 213L255 214L254 215L250 214L251 211H248L249 213H247V214L245 213L244 214L243 212H245V211L247 212V210H249L250 208L248 207L249 209H247L246 206H245L246 210L240 209V208H238L237 204H239V203L236 202L237 200L233 201ZM184 200H186V204H185ZM261 201H262V203H261ZM193 202H194V204H193ZM205 202H207V203H205ZM251 202H253V203H251ZM187 203L189 204V206H188ZM209 203H210V205H209ZM258 203H259V205H258ZM192 204L196 208L192 207L193 208L192 209L191 208V206H193ZM214 204H216L215 206H217V207H215ZM221 204L224 205L223 207H225V209L224 208L221 209L222 207L218 208V207L222 206ZM243 204L242 203L239 204V205H241L240 206L241 208H242ZM248 204H247V206H248ZM255 205H257L260 209L258 207L256 208ZM207 206L208 207L210 206V208H213V206H214L216 209L213 208V210L214 211L217 210L216 213H218L219 212L218 210L221 209L224 212V214H223V212H221V210H220V212L218 214L220 216L223 214L221 216L222 218L218 214H216L213 210L212 211L210 210L211 212H210L209 216H211V217L215 216L216 218L213 217V219H212L210 217L207 218V217H204L202 215H199V214L202 213V211L209 212V210H208L209 208H207ZM261 206H263V207L261 208ZM201 207H203V208H201ZM205 207H206L207 210L206 209L203 210ZM197 208H199V212H198ZM228 208L230 210H228ZM254 208H256V209H254ZM194 209H196V210L194 211ZM238 209H240L243 212H241L240 210L237 211ZM233 210H234V212H232ZM57 211L58 212L64 211L65 214L62 212L63 213V217L57 218V216H58ZM87 211L90 213V216L92 215L93 217L92 216L90 217L88 215L89 213H87ZM94 211L96 212V214H94ZM66 212H67V214H66ZM230 212L237 215V218H236L237 221L238 220L240 221L241 219H243L246 216H250V218H255L253 216L257 215V213H258L259 216L257 215L258 217L256 216V219L258 218L257 220H259V221H257V222L263 221L262 222L263 226L261 225V223L259 225V223L256 222L255 223L256 225L254 224L251 227L244 226L243 229L249 230L250 228L253 227V231H252V229H250L246 233H248V232L250 233V232H254L255 231L256 233H254V234L259 236L260 239L257 236L254 237L255 235H252L253 233H250L253 236V237L251 236V238H258V240H261V242L258 241L257 243H255L256 241L254 239H253V241H255V242H253L251 240V238L247 236V234L245 233V230L242 231L243 229L241 230L240 233L242 235V232H244L243 234H245L246 236L244 235L243 238H245V237L247 238L248 237V239L245 238L247 241L239 239L238 237H240L241 235L240 236L237 235L238 237H236L235 236L236 234H240V233H237L236 231H234L233 227H235L236 225L233 226L232 227L233 228L232 231L229 232L228 230H231V226L233 224H236V223H231L232 225H228V222L224 223L225 222L224 221L225 220L224 216L229 214ZM238 212L242 213L241 214L242 217L241 216L239 217ZM41 214H42V216L40 217ZM127 214H129V215H127ZM135 215H137L138 217L135 216ZM154 216L156 217V219L150 220L151 219L150 217H152V219H153ZM159 217L162 220V224L163 225L160 222H158L159 221V219H158ZM199 217H200V219H199ZM203 217H204V219H202ZM219 217H220V219H219ZM260 217H262V218L260 219ZM113 218H114V221H113ZM120 218H123L124 222L122 221L123 219H120ZM138 218H139V220H138ZM179 218H181V219H179ZM239 218H241V219H239ZM94 219H96V222H95ZM126 219L128 221H126ZM140 219H142L143 222H146L147 225H151L152 227L150 226V228H149V227L145 226L146 224L142 223V221L140 222ZM8 220H10V221H8ZM67 220H70L71 222L67 221ZM119 220L122 222V223L120 222L121 223L120 227L118 225H116V224L120 225V223L118 222ZM155 220H157V224H156ZM221 220H223V222ZM129 221L130 222L132 221V223H131L132 226H131ZM135 221L138 222V223H135ZM4 222L5 223H9V225L5 224ZM112 222H115L116 224L112 223ZM123 223H125V224L129 223L128 224L129 226H127V224L125 225ZM151 223H153V224H151ZM169 223H172V224H169ZM112 224L113 225L115 224V225L113 226ZM137 224H139V226ZM143 224H145V225H143ZM159 224H161L160 225L161 228H160ZM225 224H227L228 227L230 226L229 227L230 229L229 228L227 229L226 228L227 226ZM239 224L241 225L240 222H239ZM239 224H237V225H238V227H240L239 229H241L242 227ZM133 225H134V227H133ZM142 225L144 227H147V228L142 227ZM167 225H171V227H168ZM203 225H205V227L207 226L206 228L210 229V230H206V228ZM4 226L7 227V228L4 229L3 228ZM224 226H226V227H224ZM123 227H124V229H123ZM163 227H166V228H163ZM195 227L198 228V229H196ZM203 227L205 228V231L207 233L202 229ZM238 227L236 228L237 231H238ZM246 227H248L249 229H247ZM106 228L108 230L110 228H113L112 229L113 231H110V230L108 231L107 230L110 234L109 233L106 234V230H104ZM193 228H195V229H193ZM223 228H226V229H223ZM58 229L61 230V231L64 230L62 232L65 233L66 235L68 233V235L65 236V237H68L70 235L68 241H67V238L64 239V237H60L61 238L60 239L58 237V234H59V230ZM199 229H201V230H199ZM214 230H215V232H214ZM220 230L228 231V232H223L224 235H225L224 236V235H221L222 233H220ZM256 230H258V231H256ZM233 231H234V233H233ZM81 232H83L84 234L81 233ZM235 232H236V234H235ZM36 233L41 234L42 236L44 235L42 238H39V239L36 237V240L37 239L41 240L40 242L35 240L34 234H36ZM225 233H227V235ZM229 233L233 234V236L230 235V238L234 239V237H235V240H236L235 242H238L237 240L242 241V242L236 243L237 246H235V243L234 244L232 243L234 240L233 241L232 240H228V241H230V244H228V241L227 242H223V241L227 240L226 238H224V240H223V236L224 237L227 236V238H229V235H228ZM262 233H261V235H262ZM128 234L132 235V236H130L131 239H128V240H130L131 243L130 242L126 243L125 241H128L127 239L125 241H121L120 240L121 238L123 239L124 237L125 238H129ZM201 234H202V238L199 237V236H201ZM205 234H207V235L204 236ZM74 235H75V237H77V236L80 237L79 241L76 242V243H74L72 241V239L74 238ZM81 235H83V236H81ZM124 235H126V236H124ZM137 235H140L141 237H139ZM96 236H98L100 238L102 237V238H104L106 240V243L104 244V245H106L105 247L103 245H102L103 246L102 247V246H98V245L96 246L94 244H91V239L93 237H96ZM53 237L55 238V240L58 239L57 240L58 244L62 243L61 244L62 246L61 245L58 246V248L61 250V251L59 250V252H58L57 248L51 249V247L49 248L48 245H47V244H49V242L51 240L54 239ZM70 237L72 239H70ZM203 237L205 238L204 241L202 240ZM186 238H189V239H186ZM190 238H194L196 241L199 239L197 241L198 243L197 242L194 243L195 242L194 239L191 240ZM2 239H4V240H2ZM185 239L187 240V242H189L188 240H190V241H193V243H191V242L190 243H186V242H184ZM243 241H245L247 243V245ZM251 241H252V243H251ZM139 242H141V243H139ZM231 243H232V246L234 245L233 249H230L232 247ZM242 243H243V245H241ZM244 243H245V245H244ZM253 243H255L257 245H259L261 243V245L257 248L256 247L257 245L255 246ZM11 244H13V245H11ZM141 244L144 245V246H142ZM248 244H249V246H248ZM138 245H139V247H138ZM39 246H41V249L42 248L43 249L40 250ZM243 246H245L246 248L243 247ZM234 247L236 249H237V247H239L240 249L239 250L238 249L235 250ZM9 248H11V249L9 250ZM251 248L254 249V251ZM50 249H51V251H50ZM221 249H222V251L223 250L224 251L221 252L220 251ZM243 249H245L248 253L246 251H244ZM260 249H262V248H260ZM20 250H22V251H20ZM240 250H241L242 253L246 252L245 253L246 256H244V257L241 256L243 259H246V261L245 260L242 261L241 257L237 256V254H238L237 252L238 251L240 253L238 255H245V254H242L240 252ZM251 250L253 252H251ZM263 250H264V248H263ZM41 251H42V254H44V255L47 254L46 255V257L48 256L47 257V259H48L47 263H46V261H40L39 259L37 260V258H36L38 253H41ZM82 251H83V253H82ZM218 251H220L222 254H219ZM249 251H250V254L252 253L254 256H251L252 254L250 255ZM257 251H258L259 254L256 253ZM20 252L21 253L23 252V254H20ZM255 253H256V255H255ZM10 254L13 255V257ZM248 254L251 257H249ZM5 255H6V257H5ZM15 257H17V258H15ZM245 257H249V258H245ZM12 258H13V260H12ZM126 258H127V260H126ZM134 258L135 259L137 258L139 261L137 259L135 260ZM237 258L238 259L240 258V259L237 260ZM27 259L28 260L31 259V261L27 262L26 261ZM131 259H133L134 261L131 260ZM231 259H232V261H231ZM36 260L40 261V262H37ZM128 260H130L131 263ZM141 260H143V262H144V260H146L147 262L143 263ZM198 260L201 261V262H203V261H205V262H203V263L200 262L199 263ZM136 261H137V263H136Z\"/></svg>",
	"mask_w": 264,
	"mask_h": 264
},
{
	"label": "bare ground",
	"instance_id": "bare-ground-1",
	"mask_svg": "<svg viewBox=\"0 0 264 264\" xmlns=\"http://www.w3.org/2000/svg\"><path fill=\"white\" fill-rule=\"evenodd\" d=\"M3 1H4V0H3ZM9 1H10V0H5L4 2H9ZM11 1H12V0H11ZM46 1H48V0H46ZM49 1H50V0H49ZM51 1H52V0H51ZM59 1H60V4L63 2L66 6H68L67 4H70V1H69V0H59ZM68 1H69V3H68ZM95 1H96V0H95ZM98 1H100V0H98ZM203 1H204V0H203ZM246 1H248V0H246ZM246 1H245V2H246ZM0 2H2V0H1ZM93 2H94V1H93ZM104 2H105V3H104ZM172 2H173V1H172ZM63 3H62V4H63ZM97 3H98V2H97ZM160 3H161V2H160ZM164 3H165V2H164ZM263 3H264V2H263ZM3 4H4V3H3ZM64 4H63V5H64ZM93 4H94V3H93ZM104 4H105V5L107 4L106 1H100L97 5H98V6H103ZM108 4H109V3H108ZM108 4H107V5H108ZM192 4H193V2H192ZM244 4H245V3H244ZM65 5H64V7H65ZM97 5H95L94 8H90V9H91V10L95 9ZM107 5H106V7H107ZM109 5H110V4H109ZM157 5H158V3H157ZM157 5H156V6H157ZM23 6H24V5H23ZM27 6H28V5H27ZM89 6H90V5H89ZM89 6H88V7H89ZM91 6H92V4H91ZM98 6H97V7H98ZM165 6H166V5H165ZM1 7H2V6H1ZM92 7H93V6H92ZM104 7H105V6H104ZM109 7H110V9L112 8L111 5L108 6V9H109ZM159 7H160V6H159ZM32 8H33V7H32ZM32 8H31V9H32ZM67 8H68V7H67ZM81 8H82V7H81ZM156 8H157V7H156ZM247 8H248V7H247ZM261 8H263V7H261ZM261 8H260V9H261ZM0 9H1V8H0ZM26 9H27V8H24V7H23L22 12H23V11H24V12H27ZM28 9H29V8H28ZM34 9H35V8H34ZM37 9H38V8H37ZM39 9H41V8H39ZM49 9H50V8H49ZM49 9H48V12L50 11ZM68 9H69V8H68ZM71 9H72V8H71ZM104 9H105V8H104ZM108 9H107V10H108ZM160 9H161V8H160ZM29 10H30V9H29ZM78 10H79V9H78ZM78 10H76V14H73L74 12H72V14H71V15H76V18H75V19H76L77 21L79 20V19H77V16L80 15V14L78 13ZM82 10H83V9H82ZM84 10H86V9H84ZM88 10H89V8H88ZM99 10H100V9H99ZM101 10H102V7H101ZM168 10H169V9H168ZM208 10L210 11V13L213 12V11H212V8H211V9H208ZM262 10H264V9H262ZM18 11H19V10H18ZM31 11H32V10H31ZM39 11H40V10H39ZM55 11H56V10H55ZM57 11H58V10H57ZM71 11H72V10H71ZM71 11H70V9H69V12H71ZM73 11H74V10H73ZM94 11H95V10H94ZM110 11H111V10H110ZM211 11H212V12H211ZM215 11H216V10H215ZM50 12L52 13V11H50ZM58 12H60V10H59ZM58 12H57V13H58ZM100 12H104V14L107 13L106 11H103V10L100 11ZM108 12H109V11H108ZM38 13H39V12H38ZM51 13H50V15H51ZM53 13H54V12H53ZM61 13H62V12H61ZM98 13H99V11H98ZM150 13H151V12H150ZM19 14H20V13H19ZM19 14H18V15H19ZM47 14H48V13H47ZM59 14H60V13H59ZM59 14H57V16H58ZM67 14H69V13H67ZM102 14H103V13H102ZM107 14H108V13H107ZM3 15H4V14H3ZM71 15H70V16H71ZM246 15H248V14H244L243 19L249 21L248 19H249L250 17H249V16H246ZM4 16H5V15H4ZM49 17H50L49 15L46 16V18L44 19V20H45L44 23L47 22V20H48ZM74 17H75V16H74ZM78 17H80V16H78ZM37 18L39 19V17H37ZM80 18H81V17H80ZM38 19H37V20H38ZM145 19H147V18H145ZM250 19H251V18H250ZM1 20H3V19H1ZM16 20H19V18L16 19ZM21 20H22V19H21ZM37 20H36V21H37ZM40 20H41V17H40ZM40 20H39V23H41V22L43 21V20H41V22H40ZM19 21H20V20H19ZM212 21H215V20H212ZM39 23H38V24H39ZM60 23H61V22H60ZM60 23H59V24H60ZM63 23H64V22H63ZM73 23H74V22H73ZM78 23H79V22H78ZM213 23H215V22H213ZM38 24H37V25H38ZM42 24H43V23H42ZM59 24H58V25H59ZM65 24H66V23H65ZM65 24H64V25H65ZM67 24L70 25V23H67ZM56 25H57V24H56ZM64 25L61 24L62 28L65 29V27H63ZM210 25H211V24H210ZM213 25H214V24H213ZM38 26H39V25H38ZM41 26H42V25L40 24V27H41ZM72 26H73V25H72ZM76 26H78V24H77ZM215 26H216V25H215ZM229 26H230V25H229ZM12 27H13V26H12ZM94 27H95V26H94ZM136 27H137V26H136ZM210 27H211V26H209V29H210ZM15 28H17V26H16ZM59 28H61V27L56 28V29H57V31H56V34H57V35H58V33H57L58 30L61 31V29H59ZM68 28H69V26H68ZM70 28H71V27H70ZM74 28H75V26H74ZM74 28H73V29H74ZM66 29H67V27H66ZM87 29H89V27H87ZM87 29H86V31H87ZM90 29H92V27H90ZM90 29H89V31H90ZM138 29H139V28H138ZM207 29H208V28H207ZM207 29H206V30H207ZM62 30H63V29H62ZM71 30H72V29H71ZM74 30H75V29H74ZM92 30H93V29H92ZM206 30H204V31H206ZM210 30H212V29H210ZM12 31H13V30H12ZM17 31H18V30H17ZM65 31H67V30H64V33H67V32H65ZM72 31H73V30H72ZM72 31H71V32H72ZM62 32H63V31H61L60 34L63 36ZM69 32H70V31H69ZM100 32H102V31H100ZM210 32H211V31H210ZM54 33H55V32H54ZM102 33H103V32H102ZM14 34H15V33H14ZM14 34H12L13 36H11V35H10V36H11V37H14ZM76 34L78 35V33H76ZM79 34H81V35H79V36H81V37L83 36V34H85V36L82 38V39L84 40L85 37H88V38H89V37L91 36V34H93V32H90V34H88V32H87V33H84V32H83V34H82V32H81V30H80V31H79ZM87 34L90 35V36H86ZM94 34H96V32H95ZM97 34H99V33H97ZM100 34H101V33H100ZM201 34H203V31L201 32ZM208 34H209V32H208ZM208 34H207V36H208ZM15 35H16V34H15ZM57 35H56V36H57ZM61 35H60V36H61ZM101 35H102V34H101ZM254 35H255V34H254ZM3 36H4V35H3ZM3 36H1V37H3ZM56 36L54 35V37H56ZM58 36H59V35H58ZM58 36H57V37H58ZM79 36H78V37H79ZM93 36H94V35H92V37H91L90 39H92ZM95 36H97V35H95ZM202 36H203V35H202ZM256 36H257V34H256ZM4 37H5V36H4ZM8 37H9V36H8ZM11 37H9L10 40L12 39ZM98 37H100V36L98 35ZM204 37H205V33H204ZM212 37H213V36H212ZM212 37H211V38H212ZM5 38H6V37H5ZM18 38H20V37H18ZM74 38H75V37H74ZM95 38H96V37H95ZM213 38H214V37H213ZM20 39H21V38H20ZM76 39H77V38H76ZM78 39H79V38H78ZM78 39H77V40H78ZM205 39H206L207 41H209V40H210V36H209L208 38L206 37ZM249 39H250V38H249ZM3 40H4V39H3ZM10 40H9V41H10ZM18 40H19V39H18ZM80 40H81V38H80ZM87 40H88V39H87ZM212 40H213V39H212ZM244 40H245V39H244ZM81 41H82V40H81ZM88 41H90V40H88ZM204 41H205V40H204ZM207 41H205V42H207ZM4 42H5V43H4ZM16 42H18V41H16ZM21 42H22V41H21ZM21 42H20V43H21ZM225 42H226V41H225ZM227 42H228V41H227ZM84 43H86V42H84ZM87 43L90 44L89 42H87ZM87 43H86V44H87ZM5 44H7V45H5ZM78 44H80L79 41H78ZM86 44H83V41H82V45H86ZM88 44H87V45H88ZM132 44H133V43H132ZM8 45H9V44H8V42H7L6 40H4L3 42H0V52L2 51V54H1V53H0V54L2 55L1 57H3V58H0L1 60H3V59L6 57V56L4 57V55H7V53H4V54H3V52H5V51L8 52V49H10V48H8V47H10V46H8ZM137 45H140V44H137ZM231 45H232V44H231ZM4 46H8V47L6 48V47H4ZM80 46H81V45H80ZM80 46H79V48H80ZM88 46H89V45H88ZM154 46H155V45H154ZM118 47H119V46H118ZM124 47H125V46H124ZM232 47H233L234 52H235V50H236V52H238V51L240 52V51H241V53H244V52L247 51V50H245V49H242V48H245V47H242V48H241V47L238 45V43H237V44L234 43V46H232ZM3 48L6 49V50L4 51ZM11 48H12V47H11ZM79 48H78V49H79ZM85 48H86V46H85ZM89 48H90V47H89ZM109 48H110V47H109ZM206 48H207V47H206ZM83 49H84V48H83ZM86 49H88V48H86ZM86 49H85V50H86ZM238 49H240V50H238ZM10 50H13V48L10 49ZM10 50H9V52H10ZM14 50H15V49H14ZM48 50H49V49H47V51H48ZM89 50H90V49H89ZM100 50H101V49H100ZM102 50H103V49H102ZM104 50H105V48H104ZM116 50H117V49H116ZM206 50H207V49H206ZM206 50H205V51L199 50V52L202 51V53H203V55H204V52H206ZM237 50H238V51H237ZM253 50H254V49H253ZM20 51H21V50H20ZM50 51L52 52V50H50ZM50 51H48V52H50ZM77 51H78V50H77ZM87 51H88V50L85 51L86 54L89 52V51H88V52H87ZM108 51H109V50H108ZM145 51H146V50H145ZM151 51H152V50H151ZM151 51H150V52H151ZM243 51H244V52H243ZM249 51H250V50H249ZM249 51H248V53H247V52H246V53L249 54ZM255 51H256V50H255ZM259 51H260V50H259ZM259 51H258V52H259ZM9 52H8V55H10ZM21 52H22V51H21ZM44 52H45V51L43 50V53H44ZM53 52H55V51H53ZM53 52H52L51 54H54ZM79 52H80V53H79L77 56L81 55V50H80ZM98 52H99V50L97 51V53H98ZM112 52H113V51H112ZM112 52H109L108 54H113ZM174 52H175V51H174ZM177 52H179V51H177ZM199 52H198V53H199ZM256 52H257V51H256ZM14 53H15V51H14ZM14 53L11 52V57H10V58H13V57H14V55H15ZM17 53H19V52H17ZM41 53H42V52H41ZM43 53L41 54V56L43 55ZM55 53H56V52H55ZM76 53H77V52H76ZM119 53H120V52H119ZM154 53H155V54H154ZM154 53H151V54H150V55H153V56H154L153 60H155V62H154V61H153V62H154V63H158L159 66L162 64V65H163V68L160 66V68L162 69V71H163L164 67H166V68H168V69H173V71H174L175 69H176V70L184 69V71L181 72V75H182V77L180 76V79H181V80L179 79V77H178V79H177V76H176V77H173V78H176V79H177V80L174 79L176 82L179 81L178 84H175V83H174L175 86L172 87V89H173V91H174V94H176L175 91H177V90H178V91H182L184 87H185V89H187L188 86H190V87H193L194 85H196V86H197V85L200 86L201 84L206 86V87H205V90H206V91H207L208 87L211 88V90H213V95H214V96L212 95V93H211V95H209V94H210V93H209V90L207 91L208 93H207L206 91H205V92L207 93V96L215 97L216 100L219 99V101H216V102H218L219 104L217 103L218 105H216V104H215V100H213L214 98H212V97L210 98V97H209V99H211L210 102H211V101L214 102V104L212 105L213 107H214V105H215V107H216V106H220V107H218V108H214L215 110H217L216 113H214V112L211 111V109H212L213 107H211V109H210L211 104H209V102H208L209 100H207V103H202V102L198 103V101H200V99H196V98H198V96L196 97V95L199 94V93H201L200 95H202V93H203L202 90H201L202 92H194V93L192 92V93H193V94H192L191 92H189V91L191 90V88L188 87L189 89H188L187 91L184 90L185 93L179 92V94L181 95V93H182V95H185V96H186V92H187V93L189 92V93H190V94L188 93V94H189V97H190V95H191V96L193 95L192 97H196V98H190V100L194 99V102H196L195 100H198L196 103H198L199 105H200V104H201V105L203 104V105H202V106H203V109H204V110L202 109L203 114H204V111H205V113H206L205 115H206V116L211 115V116H209V117H206V119H208V118H210V117H213L214 119H212V122H213V120L216 121V122H214V123H217V121H219L220 124H221V121L223 120L222 117H220V116L218 115V114H219V111H224V113H225V111L227 112V110H229V111L227 112V114H224V115H228V116H230V115H232V113L235 112V116H236V115L240 112L239 109H237V108H239V103H236V102H235V101H237L238 99H240L239 101H241V100L244 101V100H245L246 103L250 102V103L252 104V106H253L254 103H257V102H258V101L256 100V99H258V98H255L256 96H253L254 94L251 95V93H253V92H250V93H249V90H251V88L249 89V87L251 86V84H250V82H247V81H248L247 79L244 80L245 78H243V81H242V80H241V77L238 76L237 79H238V80L240 79V80L238 81L239 83L241 82L240 84H239L238 82H234V79H233V78H232V79H229V82H230L229 85H227V84L224 82V83L227 85V86H225V85H223L222 83L218 82V80L220 81V79H218V78H220V77H218L217 80H216V78L213 79L212 76L210 77L211 79L208 78V76L206 77L205 75H207V73H210V74H211V71H212V68H213V66L210 65V64H211L210 61H209V65L206 64V61L208 60V59H206L207 57H205L206 61H205V60H204V61L201 60V61H202L201 63H205V66H204V64H202L203 66L196 67V64H194V65H195V66H194V65H193L194 62L191 63L190 60L187 61L188 59L186 60L187 62H185V61L182 62L181 60H178L179 57H178L177 55H176V57H177V58H176L175 56H174V57H171V55L168 56V54H167V55H164V56H161V55H158L156 52H154ZM163 53H164V52H163ZM163 53H162V54H163ZM172 53H173V52H172ZM191 53H192V52H191ZM194 53H195V52H194ZM200 53H201V52H200ZM200 53H199V54H200ZM202 53H201V55H202ZM241 53H240L239 55H241ZM246 53H245V54H242V55H244V58H240V59H246V60H247V59L251 58V57H250L251 54H249V55H248L249 57H247V56H246V55H247ZM251 53H252V52H251ZM46 54H47V52H46ZM51 54H49V55L51 56ZM115 54H116V53H115ZM218 54H219V53H218ZM261 54H262V53H261ZM8 55H7V56H8ZM19 55H20V53H19ZM19 55L15 56V57H16V58H17V57L19 58ZM44 55H45V53H44ZM44 55H43V56H44ZM54 55H55V54H54ZM97 55H98V54H97ZM173 55H174V54H173ZM179 55L183 56L182 54H179ZM189 55H190V54H189ZM192 55H193V54H192ZM192 55H191V56H192ZM196 55H197V54H196ZM224 55H226V54H224ZM224 55H221L220 58H217V57H216V58L219 60L218 62H220V63H225V65H226V64L229 65L230 62H233V59H234L235 57H231V58H233V59H231V58H229L230 56L228 57V56L226 55V56L228 57V59H231V60H232V61L229 62V61L225 58ZM236 55H238V53H236ZM239 55L237 56V58H239ZM257 55H258V54H257ZM257 55H256V56H257ZM50 56H48V54H47V56H45V57H50ZM74 56H76V55H74ZM74 56H72V58H70V59L73 60L74 58H77V60H79L78 57H74ZM108 56H109V55H108ZM128 56H129V55H128ZM145 56H146V55H145ZM181 56H180V57H181ZM198 56H199V55H198ZM198 56H197V57H198ZM205 56H206V55H205ZM208 56H209V55H208ZM232 56H235V55H232ZM260 56H262V55H260ZM15 57H14V60L16 59ZM25 57H26V56H25ZM81 57H82V56H81ZM81 57H80V58H81ZM124 57L127 58L126 56H124ZM135 57H136V56H135ZM148 57H149V56H148ZM186 57H188V56H186ZM189 57H190V56H189ZM194 57H196L195 54H194L193 57H191V58L194 59ZM197 57H196V58H197ZM199 57H200V56H199ZM211 57H212V59H213V56H211ZM254 57H255V56H254ZM254 57H253V58H254ZM258 57H259V56H258ZM258 57H257V58H258ZM7 58H9V56H8ZM88 58H89V57H88ZM137 58H138V56H137ZM137 58H136V59H137ZM151 58H152V57H151ZM151 58L149 57V59H151ZM183 58H184V57H183ZM200 58H201V57H200ZM200 58H199V59H200ZM208 58H209V57H208ZM5 59H6V58H5ZM5 59H4V60H5ZM62 59H65V58H62ZM62 59H61V61H63ZM81 59H82V58H81ZM81 59L79 60L78 63H80L81 67L83 68V66H82L83 64H82V63H84V66H85V63H87V62H85L84 60H83L84 62H81ZM132 59H133V58H132ZM138 59H139V58H138ZM142 59H146V58H142ZM149 59H148V61H149ZM179 59H180V58H179ZM189 59H190V58H189ZM201 59H202V58H201ZM209 59L211 60V58H209ZM4 60L1 62L2 64H4ZM6 60H7V59H6ZM11 60H12V59H11ZM22 60H23V58H21V59H19V60L17 59V60H15V62L18 61V63H19V61H22ZM75 60H76V59H75ZM87 60H88V59H87ZM122 60H123V58L121 59V62H120L119 64H117V66H116L117 70H119V71H121V72H122V69L125 70V69H126L125 66L128 65V64H126V63H123ZM183 60H184V59H183ZM194 60H195V59H194ZM196 60H198V58H197ZM235 60H236V59H235ZM246 60H245V61H246ZM249 60H250V59H249ZM249 60H248V61H249ZM12 61H13V60H12ZM25 61H27V60H25ZM123 61H124V60H123ZM133 61H136V60H133ZM137 61H138V60H137ZM142 61H143V60H142ZM156 61H158V62H156ZM212 61H213V60H212ZM253 61H255V60H253ZM15 62H14V64H13V66L15 65ZM23 62H24V61H23ZM65 62H67V61H65ZM65 62H63V64L57 62V65L59 66V64H60L61 67L65 66V68H66V65H68V64L65 65V64H64ZM69 62H71V61H69ZM88 62H89V61H88ZM90 62H92V61H90ZM93 62H94V61H93ZM93 62H92V63H93ZM126 62H127V61H126ZM131 62H132V60H131ZM144 62H145V61H144ZM153 62H152V66L154 65ZM159 62H160L161 64H160ZM196 62H197V61H195V63H196ZM226 62H227V63H226ZM228 62H229V63H228ZM240 62H241V61H240ZM258 62H260V60H259ZM24 63H25V62H24ZM198 63H200V61H198ZM198 63H197V64H198ZM207 63H208V62H207ZM236 63H237V62H236ZM2 64H1V65H2ZM70 64H71V63H70ZM70 64H69V69H70V66H71ZM74 64H76V63H74ZM88 64H89V63H88ZM88 64H87V65H88ZM125 64H126V65H125ZM132 64H133V63H132ZM212 64H213V63H212ZM253 64H254V63H253ZM76 65H77V67L80 66V65H78V64H76ZM148 65H149V64H148ZM198 65H200V64H198ZM222 65H223V64H222ZM92 66H93V65H92ZM94 66H96L97 68H100V69L103 70V68L100 67V66H102V65H96V64H95ZM98 66H99V67H98ZM129 66H131V65H129ZM129 66H128V67H129ZM145 66H147V65H145ZM154 66H155V68H156V67H159V66H157V64L154 65ZM208 66H210L209 68L211 69V71H209L210 69L207 68ZM226 66H227V65H226ZM260 66H261V65H260ZM260 66H259L258 68H260ZM6 67H7V66H6ZM15 67H16V66H15ZM61 67H56V66H55L56 70H57L58 68H60V69L62 70ZM74 67H76V66H74ZM128 67H127V68H128ZM132 67H133V66H132ZM147 67H148V66H147ZM149 67H151V65H150ZM204 67H205V69L207 68V72H204V71H206V70L204 69ZM262 67H263V69H264V66H261V68H262ZM7 68H8V67H7ZM11 68H12V67H11ZM53 68H54V67H53ZM55 68H54L53 70H55ZM65 68H64V69H65ZM67 68H68V66H67ZM67 68H66L65 70H67ZM78 68H79V67H78ZM97 68H95V69L92 68V69H94V71H93V70H92V71H93V72H96V69H97ZM116 68H115V69H116ZM145 68H146V67H145ZM151 68L154 69V67H151ZM160 68H159V70H161ZM253 68H254V70H255V67H253ZM258 68H257V69H258ZM2 69H3V68H2ZM12 69H14V67H13ZM21 69H22V68H21ZM100 69H97L98 72H99ZM208 69H209V70H208ZM263 69H262V70H263ZM6 70H7V69H6ZM15 70H19V69H15ZM23 70H24V69H23ZM79 70H80V68H79ZM84 70H85V69H84ZM126 70L128 71V70H131V69H126ZM149 70H150V69H149ZM157 70H158V69H157ZM159 70H158V71H159ZM62 71H63V70H62ZM69 71H70V70H69ZM80 71H81V70H80ZM89 71H90V70H89ZM131 71H132V70H131ZM145 71H148V70L145 69ZM151 71H152V69H151ZM155 71H156V70H155ZM167 71H168V70H167ZM169 71H170V70H169ZM181 71H182V70H181ZM244 71H245V70H244ZM19 72L21 73L22 71H18V72H16V74H18ZM54 72H55V71H54ZM76 72H77V70L75 71V73H76ZM164 72H165V70H164ZM171 72H172V70H171ZM203 72H204V74H205V73H206V74L202 77V75H203L202 73H203ZM213 72H214V70L212 71V73H213ZM246 72H247V73H246L247 75H248V73L251 74V73L253 72L252 66H251V67L248 69V71H246ZM3 73H5V72H3ZM3 73H2V72L0 73V76H1V74H2V77H1V78L4 79V80H2V79L0 78V88H1V86H3L2 84H4L5 81H6L5 83L7 84V80H5V79H7V78H5V77L3 78V76H5V75L7 74V75L9 76V77H8V80H11V78L13 79L12 76H11V78H10V74H11V73L8 74V72H7V73L4 74V75H3ZM24 73H25V72H24ZM24 73H23V74H24ZM140 73H141V72H140ZM140 73H138V74H140ZM159 73H160V72H159ZM174 73H175V72H174ZM16 74L14 73L15 76H16ZM32 74H33V70H32ZM70 74H71V73H69L68 75H70ZM134 74H136V76L138 75L137 73H134ZM160 74H161V73H160ZM176 74H177V73H176ZM178 74H179V71H178ZM201 74H202V75H201ZM244 74H245V73H244ZM254 74H255V73H254ZM257 74H258V75H259V74L262 75V74L259 73L258 71H257ZM11 75H13V74H11ZM18 75H19V74H18ZM18 75L16 76V77L18 78V80L16 79V77L14 78V80H15V81L17 80L18 82H20L19 80H21V79H20L21 75H19L20 77H19ZM26 75H27V74H26ZM68 75H66L65 77L67 78ZM76 75H77V74H76ZM79 75H80V74H79ZM94 75H97V72H96V74L94 73ZM118 75H119V74H118ZM173 75H174V74H173ZM173 75H172V76H173ZM208 75H209V74H208ZM247 75L242 76V77H246ZM28 76H29V75H27V77H28ZM33 76H34V74H33ZM80 76H81V75H80ZM80 76H79V77H80ZM172 76H171V77H172ZM178 76H179V75H178ZM256 76H257V75H256ZM262 76H264V75H262ZM6 77H7V76H6ZM29 77H30V76H29ZM34 77H35V76H34ZM47 77H48V76H47ZM47 77H46V76L42 77L41 82H42V83H49L51 80H49V82H48V78H47ZM69 77H70V76H69ZM94 77H95V76H94ZM139 77L142 78L140 75H138V77H133L135 83L138 82L137 84H133L134 81H133V83H132L131 81H132L133 79L130 77L132 80L130 81L131 83H129V86H130V84H133V85H131V86H133V88H134V85H135V87L137 86V88H138V86L140 85L142 91L138 90V89H140V88H138L137 90H136V88H134L136 91H139V93H143V91L145 92V91H148V90H151V91H152V90H153L152 87L149 88V86H144V85H147V84L149 83V82L146 81L148 77L146 78V77L144 76L146 80H145V79H140V80L142 81V83L144 82V83H143V84H144V85H143V88H144V87H145V88L148 87V88H147L148 90H143L142 85H141L142 83L139 84V82H140V80L138 79ZM205 77L208 78V79H206ZM236 77H237V76H236ZM9 78H10V79H9ZM72 78H73V77H72ZM76 78H78V77H76ZM84 78H85V77H84ZM136 78H137V79H136ZM173 78H171V79H173ZM246 78H248V77H246ZM49 79H51V78H49ZM79 79H80V78H79ZM135 79L138 80V81H136ZM148 79H149V78H148ZM209 79H210V80H209ZM14 80H13V81H14ZM22 80H24V79H22ZM26 80H27V79H26ZM28 80H29V79H28ZM64 80H65V81H64ZM70 80H71V82L74 81L73 79H70ZM72 80H73V81H72ZM76 80H77V79H75V82H73L72 84H69V83L67 82V81H69V79H67V81H66V79H63V81L60 82V84H56V85H57V86L60 85V86H62V87L65 86V89H66V88H67V87H66V84L68 83V86H69V87L72 86V88H73V85H75L76 88H73V89H74V90H75V89H76V90L78 89L79 92H81V91H86V90L88 91V90L91 89L90 92H91L92 94H96V93L98 92V90H99V87L95 86V84H93L92 82H91V83H92V87H91V86H90V85H91V84H90V81L88 82V83H89L88 86H89V88H90V87H91V88H90V89H87L88 86L85 87V84H84L83 82H82V83H81V82H78V83H77ZM113 80H115V79H113ZM143 80H144V81H143ZM223 80H224V79L222 78L221 81H223ZM230 80H231V81H230ZM263 80H264V79H263ZM13 81H12V82H9V81H8V84H9V83H13ZM15 81H14V82H15ZM34 81H35V79H34ZM60 81H61V80H60ZM148 81H152V82H153V79H152V80L150 79V80H148ZM175 81H174V82H175ZM224 81H226V82L228 83L227 80H224ZM244 81H246L248 84H246ZM258 81H261V80L258 79ZM31 82H32V81H31ZM113 82H114V81H111V83H113ZM122 82H123V81H121V83H122ZM231 82H232V83L234 82V84H235V83H238V84H237V85H230V84H232ZM242 82H244L245 85H244V83H242ZM15 83H17V82H15ZM25 83H26V81H25ZM27 83H28V82H27ZM27 83H26V84H27ZM51 83H52V82H51ZM88 83H86V84H88ZM114 83H118V82L115 81ZM114 83H113V84H114ZM121 83H118V84L120 85ZM146 83H147V84H146ZM155 83L157 84V86L160 87V85H158L157 82H155ZM18 84H19V83H17V85H18ZM26 84H25V85H26ZM28 84H29V83H28ZM30 84H31V83H30ZM98 84H99V83H98ZM113 84H112V85H113ZM122 84H123V83H122ZM150 84H151V83H149L148 85H150ZM159 84H161V83H159ZM169 84H170V83H169ZM169 84H168V85H169ZM174 84H173V85H174ZM199 84H200V85H199ZM249 84H250V85H249ZM257 84H258V83H257ZM260 84H263V85H264V83H261V82H260ZM9 85H11V84H9ZM17 85H16V86H17ZM53 85H54V84H53ZM56 85H55V86H56ZM96 85H97V84H96ZM176 85H177V86H176ZM246 85H247V86H246ZM263 85H261V86H263ZM7 86H8V85H5V84H4L3 88L0 89V90H1V92H0V115H1L2 117H3L2 114H3V113L5 114V112L8 110V108H7L5 105H8L9 102L14 103L13 101H14L16 98H18V99L22 98V97H21L22 94H21V93H20V95L18 94V93H19V90H17L18 93H15V92L11 93V92L9 91V89L6 90V87H7ZM12 86H14V85H12ZM20 86H21V85H20ZM27 86H28V85H27ZM27 86H26V87H27ZM104 86H105V85H104ZM114 86H115V85H114ZM116 86H117V85H116ZM116 86H115V87H116ZM125 86H126V85H125ZM150 86H151V85H150ZM196 86L193 87V88H195V89H196V88H199V89L201 88V87H196ZM248 86H249V87H248ZM257 86H258V85H256L255 88H256ZM4 87H5V88H4ZM29 87H30V86H29ZM62 87H61V88H62ZM96 87H97V88H96ZM126 87H127V86H126ZM161 87H162V88H161ZM161 87L159 88L160 90H161V89H164L163 86H161ZM203 87H204V86H203ZM246 87H247V88H246ZM259 87H260V86H259ZM23 88H24V90H27V91H29V89H30V88L25 89V87H23ZM63 88H64V87H63ZM84 88H85V90H83ZM109 88H110V87H109ZM109 88H108V86H107V91H109ZM112 88H113V87H112ZM117 88H118V87H117ZM122 88H123V87H122ZM130 88H132V87H128V89H130ZM262 88L264 89V87H262ZM262 88H261V89H262ZM2 89H3L4 91H2ZM16 89H17V88H16ZM65 89H64V90H65ZM105 89H106V88H105ZM114 89H115V88H114ZM125 89H126V88H125ZM128 89H127V90H128ZM156 89H158V88H155V90H156ZM159 89H158V90H159ZM181 89H182V90H181ZM201 89H202V88H201ZM5 90H6V91H5ZM21 90H22V89H21ZM21 90H20V91H21ZM57 90L59 91V89H57ZM67 90H69V89H67ZM122 90H123V89H122ZM127 90H126V91H127ZM130 90H132V89H130ZM155 90H154V91H155ZM158 90H157V91H158ZM193 90H194V89H193ZM193 90H192V91H193ZM257 90H258V88H257ZM8 91H9L10 93H7ZM17 91H16V92H17ZM60 91H62V90H60ZM70 91H71V89H70ZM70 91H69V92H70ZM110 91H111V90H110ZM154 91H152V92H154ZM162 91H163V90H162ZM162 91H160V92H162ZM168 91H170V89H168ZM173 91H170V93H172ZM184 91H183V92H184ZM194 91H195V90H194ZM197 91H200V90H197ZM251 91H253V90H251ZM3 92H5V93H3ZM22 92H23V91H22ZM75 92H76V91H75ZM79 92L75 93V95L78 96ZM100 92H101L100 94L97 93V96H99V95L102 96V95L105 94L104 92H103V94H102V90H100ZM112 92H113V91H111L110 94H111ZM123 92H125V90H124ZM155 92H156V91H155ZM164 92H165V91H164ZM255 92H256V91H255ZM255 92H254V93H255ZM261 92H262V91H261ZM26 93H27V92H24V94H26ZM59 93H60V92H59ZM61 93H66V92L63 91V92H61ZM128 93H129V92H128ZM131 93H132V91H131ZM131 93H130V94H131ZM133 93H134V91H133ZM139 93H136V94L139 95ZM149 93L151 94V92H149ZM149 93L147 92V94H149ZM195 93H196V95L194 96ZM206 93H203V94L206 96ZM24 94H23V95H24ZM27 94H28V93H27ZM66 94L68 95V93H66ZM71 94H72V92H71ZM125 94H126V93H125ZM130 94H128L127 97L130 98V97H131ZM134 94H135V93H134ZM136 94H135V95H136ZM144 94H145V95H144ZM160 94H161V93H160ZM163 94H164V93H163ZM177 94H178V92H177ZM179 94H178V95H179ZM255 94H256V93H255ZM258 94H260V93L257 92V94H256L257 97H258ZM30 95H31V94H30ZM60 95H61V94H60ZM82 95H83V94H82ZM84 95H85V94H84ZM84 95H83V97H84ZM105 95H106V94H105ZM121 95H122V94H121ZM126 95H127V94H126ZM135 95H134V96H135ZM143 95L146 97V93H143ZM262 95H264V93H262L261 96H262ZM76 96H72V97L75 98ZM97 96H96V97H97ZM122 96H123V95H122ZM122 96H119V95H118V98L120 97L121 99L119 98V99L117 100V101L120 102L121 105L119 104V102L116 101L117 104H119V105L122 107V109H123L124 107L126 108V106L128 105V104H127V105L123 106V104L129 103V105L131 106V109H132V108H133V107H132L133 105H135L137 102H140V101L138 100L137 102H136V101L134 102L135 104H134V103H131V101H133L134 99H135V100H136V99H140V98H136L137 96H136L133 100H132V98H130V100H129V98H128L127 101L129 100V102H127V101L125 100L124 97H126V96H123V97H122ZM147 96H149V95H147ZM153 96H154V94H153ZM176 96H177V95H176ZM185 96H184V97H183V96H180L179 98H183V99H184V98H187V96H186V97H185ZM19 97H20V98H19ZM60 97H61V98H60ZM60 97H58V98L61 100V99H62V96H60ZM72 97H71V98H72ZM105 97H106V96H104V97H102V98H105ZM150 97H152V96H150ZM150 97H148V99H149ZM154 97H155V96H154ZM177 97H178V96H177ZM223 97H224V98H223ZM24 98H25V97H24ZM58 98H57V99H54V98H53L54 100H52V102L50 101L49 103H50V104L53 103V104L55 105L56 103H58ZM63 98H64V96H63ZM73 98H72L71 102L74 100ZM80 98H81V96H80ZM85 98H86V97H85ZM85 98H84V99H85ZM93 98H94V97H93ZM99 98H100V97H99ZM107 98H108V96H107ZM122 98H123V99H122ZM143 98H144V97H143ZM152 98H153V97H152ZM200 98H201V96H200ZM6 99H8V100H6ZM26 99H27V97H26ZM77 99H79V98H77ZM77 99H75V102H76V103L74 102L75 104L72 102L73 104H71V107H73L72 105H76V104H77ZM86 99H87V98H86ZM153 99H155V98H153ZM187 99H188V98H187ZM187 99H184V101H183L182 99L179 100V101H180L179 108H183V111H177L176 109H177L178 107H176L175 110L177 111V115L180 116L179 114L184 113L183 115L187 116V115H190L189 113H192L193 120H194V118H195V120H194L193 122H191V120H189L188 118H186V119L182 118V120L190 121V123H188V124H189L188 127H189L190 132H191V133H192V132L196 133V132L200 129V132L203 131V132H201V133H203L204 135H209V136H208V138H207V137H206V138H203L202 136L199 135V138L201 139V140H199V138H198V133H199V131H198V133H196V136H197V137H195L194 133H192V135L194 136V137H193V136L191 135V133L187 130L188 127H186V131H188L189 134L192 136V137H190V139H191V138H197V139H195L196 142H194V143H198V141H199V143H198L197 145L195 144L194 152H196V155H195V153L193 154L192 151H191V152L189 151V152H187V153H188L187 156H184V155H183V156H182L183 158L180 156L181 159L179 158V161H181L182 164H184V165L186 164V166L188 165L187 167L189 168V167H190L189 164H190V163L193 164V161H195V159H197L198 161L201 160V159H198L199 157H197V154L200 155V153H198V152H200V151H198V152L196 151V150H197L196 148H198V150H202V149H199V148H201V147H197L198 145L201 146V144H203V147L205 146L204 149H206V145H209L210 143H211V146H207V147H210V148H211L214 144H216V143H218V142H219V144H222V146H223V145H225V147L227 146V148L221 150L223 156H222V155H219V156H222V158H223V157L225 158V156H230V155H233V154H237L236 152H239V151H237L238 148H236V147H237V146H240L241 143H243V141H244V138H243L244 136H242L243 134H240L239 141H237V139H238L237 137H235L236 139L233 140V141H237V144L239 143V145L235 144V142H232V145L230 146V143H231V142L229 141V138H228L230 135L227 134V133H228L227 129L224 128V131H227V132H224V131L222 132V131H220V130H221V129H220L221 125H220V127H219V125H218V126H215L216 124H214V123H213L214 125H212V126H211V124H210L209 126L206 125V126H208V127H207L208 129L206 128V126H204V123H202L204 127L200 126V125H199V123L201 122L200 119L204 118V116H203V114H202V116H203V117H202V116L200 115V113H199L198 110H199V108H202V106L200 105L201 107L198 106L199 108L197 107V109H195L196 106L192 105L191 103L188 104L189 102H187ZM221 99H224V100L222 101ZM5 100H6V101H9V100H10V101L8 102V104H5V103H7ZM28 100H29V99H28ZM94 100H95V99H94ZM94 100H93V101H94ZM96 100H97V98H96ZM96 100H95V102H96ZM121 100H123L124 102L126 101V102H125V103H121V102H123V101H121ZM145 100H146V99H145ZM181 100H182V102H184V103L187 102V105H188V106H184V105H183L184 103H181ZM190 100H188V101H190ZM15 101H16V100H15ZM22 101H23V100H22ZM24 101H25V100H24ZM26 101H27V100H26ZM26 101H25V102H26ZM78 101H79V100H78ZM93 101H92V103H93ZM109 101H110V100H109ZM201 101H202V99H201ZM245 101H244V102H245ZM31 102H32V101H31ZM38 102H39V101H38ZM59 102H61V101H59ZM81 102H83V101H81ZM95 102H94V103H95ZM97 102H98V101H97ZM97 102H96V104H95V105H96V110H101V109L104 108V106H108V101H107V105H106V103H105V105H104L103 102H102L101 104H100V103H97ZM142 102H143V101H141V104H143ZM190 102H191V101H190ZM204 102H205V101H204ZM222 102H225V103H222ZM244 102H243V103H244ZM17 103H18V102H17ZM32 103H34V102H32ZM36 103H37V102H36ZM79 103H80V102H78V104H79ZM85 103H86V102H83V104H85ZM94 103H93V104H94ZM130 103L133 104V105H131ZM177 103H178V99L176 100V105L178 106ZM240 103H241V102H240ZM243 103H241V105H244V106L247 107V104L245 105V103H244V104H243ZM258 103H259V102H258ZM258 103H257V104H258ZM34 104H35V103H34ZM50 104H49V107H48V108H50L49 111H52L51 108H52L53 105H50ZM64 104H65V103H64ZM102 104H103L104 106H102ZM109 104H110V102H109ZM111 104H112V103H111ZM115 104H116V103H115ZM164 104H165V103H164ZM166 104H168V103H166ZM198 104H197V105H198ZM207 104H209V106H208L209 108L206 107ZM220 104H222V105H220ZM248 104H249V103H248ZM262 104H263V103H262ZM13 105H14V104H13ZM31 105H32V104H31ZM61 105H62V104H61ZM66 105H67V104H66ZM129 105H128V107H129ZM144 105H145V104H144ZM162 105H163V104H162ZM176 105H173V106H176ZM205 105H206V106H205ZM249 105H250V104H249ZM9 106L11 107V104H10ZM57 106H58V105L53 106V109H54V107L57 108ZM84 106H85V105H84ZM84 106H83V107H84ZM109 106H110V105H109ZM109 106H108V107H109ZM116 106H117V108L120 107V106H118V105H116ZM138 106H139V105L137 104V107H138ZM168 106H169L171 109H173V108H172L173 106H172L171 104H170V105H169V104L166 105V107H165V105H163L164 109L167 108ZM171 106H172V107H171ZM193 106H194V107H193ZM204 106H205V107H204ZM235 106H236V107H235ZM237 106H238V107H237ZM252 106H251V107H252ZM257 106H258V105H257ZM257 106H256V107H257ZM15 107H18V110H17V111L15 110L16 112H18V113H17V114H18L17 117H15V118H17V119L20 118V116H22L23 114H25V112H27V111L29 110V104L22 103L21 100H20V102H19L16 106L14 105V107H12V108L14 109ZM31 107H32V106H31ZM58 107H59V106H58ZM64 107H65V106H64ZM66 107H67V106H66ZM66 107H65V108H66ZM68 107H69V106H68ZM137 107H136V108H137ZM144 107H145V106H144ZM144 107H142V108H144ZM146 107H149V105H148V106L146 105ZM146 107H145V108H146ZM150 107H152V106H150ZM150 107H149V108H150ZM161 107H162V106H161ZM240 107H241V106H240ZM12 108H10V109L12 110ZM48 108H47V109H48ZM61 108H62V107H60V109H58L59 112L61 111ZM73 108H74V107H73ZM79 108H80V107H79ZM86 108H87V107H86ZM105 108H106V107H105ZM109 108H110V107H109ZM111 108H112V106H111ZM111 108H110V109H111ZM113 108H114V107H113ZM113 108L111 109V111H112V110H115V109H113ZM138 108H141V106L138 107ZM142 108H141V109H142ZM158 108H159V107H158ZM205 108H206V109H205ZM231 108H232V109H235V111H234V112H230V111H233ZM16 109H17V108H16ZM62 109H63V111L65 110L64 108H62ZM69 109H70V108H69ZM80 109H81V110H80ZM80 109H78V108L76 107V108H74V109H71V111L69 112V115H67V114H66V115L60 114V115H63V116H65V117L68 116L69 119L71 118L72 120H74L72 123H74V122L76 123V122H77L78 124H81V127L83 126L82 123L85 124V125L87 126V125H88V124H86L87 121L89 122V124H90V123H93V122H91V121H89V120L92 119V121H93V120H95L96 118H98V117L101 116V115L98 116V114H97L98 112H96L97 115H93V114H92L94 117L91 115V117L94 118V119H93V118H90V117H87V116H86V115H89V114H90L89 112H91V111L88 110V108H87L86 110H88L89 112H88V111H87V112H84V110H82V107H81ZM84 109H85V108H84ZM90 109H91V110L95 109V106H94V108H90ZM120 109H121V108H120ZM122 109H121V110H122ZM126 109H127V108H126ZM160 109H162V110L165 111V112L167 111V110H164L163 108H160ZM184 109H185V110H184ZM214 109H212V110H214ZM230 109H231V110H230ZM54 110H56V109H54ZM54 110H53L52 112H55ZM67 110H68V109H67ZM86 110H85V111H86ZM121 110H120L119 112L116 111V110H115V111H116V113H117V112L120 113ZM123 110H124V109H123ZM127 110H130V109H127ZM134 110H135V109H134ZM134 110H132V112H133ZM139 110H140V109H139ZM142 110H144V109H142ZM162 110H159V111H162ZM179 110H180V109H179ZM181 110H182V109H181ZM236 110H237V111H236ZM35 111H36V110H35ZM65 111H66V110H65ZM65 111H64V114H65ZM103 111H106V109H104ZM108 111H110V110H107V112H108ZM135 111H137V109H136ZM171 111H172V110H171ZM185 111H186V112H185ZM210 111H211V112H210ZM238 111H239V112H238ZM29 112H30V111H29ZM93 112H94V111H93ZM107 112H106L105 114H107ZM112 112H113V111H112ZM124 112H125V110H124ZM132 112H129V115H130ZM139 112H141V110H140V111H137L138 114H137L136 112H135V113H136L138 116H139V115H142V113L139 114ZM144 112H145V111H144ZM146 112H147V110H146ZM146 112H145V113H146ZM172 112H173V111H172ZM179 112H181V113H179ZM209 112H210L211 114H210ZM236 112H237V113H236ZM35 113H36V112H35ZM55 113H56V112H55ZM57 113H58V112H57ZM60 113H62V111H61ZM66 113H67V111H66ZM87 113H88V114H87ZM94 113H95V112H94ZM103 113H104V112H103ZM110 113H111V112H110ZM125 113H126V112H125ZM135 113H133V114L135 115ZM161 113H162V112H161ZM161 113H160V114H161ZM166 113H167V112H166ZM193 113L195 114V116H194ZM207 113H209V115H208ZM228 113H230V115H229ZM240 113H241V112H240ZM240 113H239V114H240ZM252 113H253V112H252ZM255 113H256V112H255ZM6 114H7L8 116H5V119H6V118L9 119V116L13 115V113H10V114H11V115H10V114L7 113V112H6ZM6 114H5V115H6ZM14 114H15V113H14ZM38 114H39V113H38ZM38 114H37V115H38ZM40 114H41V116H44V117H46V118H50V117L52 116V114H51V116H50V112H48V113H47V112H46V113L43 112V113H40ZM58 114H59V113H58ZM58 114H56V116H59ZM122 114H123V113H122ZM239 114H238V115H239ZM15 115H16V114H15ZM37 115L34 114V116H37ZM110 115H111V114H110ZM127 115H128V111H127ZM129 115H128V116H129ZM134 115L132 116V117H134L133 119H137L138 117L136 118ZM146 115H147V116H146ZM146 115H142V117L145 119V120L143 119V120L145 121L143 124H144V125H145L146 123H147V124L149 123V124H148V126H147V125L143 126V127H142L143 129H144L145 127H147V128H146L147 130L150 128L149 130L152 129V131H154L153 133H156V132H157L156 136L159 135V137H160L161 135H164V134H165V136H166V135H168V136L172 135V137H174V139H176L177 137H179L180 133H178L177 136H176L175 134H176V132H180V131H179L180 128H179V127H172V126H174L173 124H172V126H170L171 124H170V125L167 124L168 121H169V123H170L171 121L168 120V118H166V119L164 118V117H166V116H164V115H166V114H164V112H163V114H161V117H163V120H161V119H162L161 117H157V119H156V116L154 117V115H153V116L151 115L152 117H154L153 119H155V120H153V119H151V117L148 116V114H146ZM162 115H163V116H162ZM175 115H176V114H175ZM183 115H182V116H183ZM197 115H200L199 118H200V117H201V118H200V119H196V118H198ZM212 115H214V116H212ZM238 115H237V116H238ZM240 115H241V114H240ZM256 115H257V114H255V116H256ZM41 116L39 115V117H41ZM56 116H55V117H56ZM95 116H97V117L95 118ZM115 116H116V118H117L118 115L115 114ZM120 116L122 117V115H120ZM120 116H119V117H120ZM196 116H197V117H196ZM218 116H219L220 118H218ZM228 116H225V117H228ZM235 116L232 115V117H234V118H235ZM253 116H254V115H253ZM260 116H261V115H260ZM22 117H23V119H24V115H23ZM31 117L33 118V115H32ZM31 117H30V118H31ZM44 117H43V118H44ZM53 117H54V116H53ZM60 117H61V116H59L58 118H60ZM65 117L62 118V120H63V119L65 120V119H66ZM102 117H103V116H102ZM132 117H130V118H129V117H126V118H129L130 120H132V119H131ZM174 117H175L176 119L179 118V117H177V116H174V112H173V115H172L171 120L174 119ZM180 117H181V116H180ZM240 117H242V116H240ZM240 117H239V118H240ZM10 118H12V117H10ZM30 118H29V120H30ZM32 118H31V119H32ZM46 118H45V119H46ZM103 118H104V117H103ZM111 118H112V117H110L109 119H111ZM123 118H124V117H123ZM160 118H161V119H160ZM229 118H230V117H229ZM229 118H228V120H229ZM234 118H233V119H234ZM237 118H238V117H237ZM237 118H235L236 121L233 120L234 122L232 121V123H233L234 127H236V128L239 127V128L241 129V127H240V126H241V121H243V120H242L241 118H240V119H239V118L237 119ZM20 119H21V118H20ZM20 119H18V120H19V121H21V120L23 121V119H21V120H20ZM34 119H35V117H34ZM50 119H53V118L51 117ZM99 119H100V118H99ZM99 119H96V121L99 120ZM104 119H105V118H104ZM129 119H128V120H129ZM158 119H159V120H158ZM220 119H221V121H220ZM261 119H262V118H261ZM11 120H13V118H12ZM11 120H10V121H11ZM15 120H16V119H15ZM15 120H14V121H15ZM67 120H68V119H66V121H67ZM100 120H103V119H100ZM112 120H113V119H112ZM139 120H140V118H139ZM143 120H141V121H143ZM174 120H175V119H174ZM180 120H181V118L179 119V122H181V124L185 122V121L183 122V121H180ZM208 120H209V119H208ZM225 120H226V118H225ZM240 120H241V121H240ZM7 121H8V120H7ZM14 121H13V122H14ZM31 121L36 122L35 124H37V122H38V120H31ZM57 121H58V119H57ZM66 121H65V122H66ZM84 121H86V122L84 123ZM107 121H108V120H107ZM141 121H140V122H141ZM166 121H167V122H166ZM172 121H173V120H172ZM210 121H211V120H210ZM230 121H231V120H230ZM0 122H1V121H0ZM15 122H16V121H15ZM34 122H33V125H34ZM39 122H40V121H39ZM42 122H43V121H42ZM44 122H45V121H44ZM44 122H43V123H44ZM47 122H48V121H47ZM52 122H53V121H52ZM59 122H60V123H63V121H61V120H60ZM102 122H103V121H102ZM111 122H112V121H111ZM179 122L177 123V125L179 124V125L181 126V124H180ZM194 122H195V123H194ZM196 122H197V123H196ZM243 122H244V121H243ZM245 122H247V121H245ZM1 123H3V122H1ZM6 123H8V125H9V122H6V121H5V124H6ZM22 123H23V122H22ZM43 123H41V124H43ZM57 123H58V122H57ZM72 123H71V124H72ZM100 123H101V122H100ZM100 123H99V124H100ZM104 123H105V122H104ZM135 123H136V125H134V126H137V125L139 124V123H137V122H135ZM171 123H172V122H171ZM185 123H186V122H185ZM229 123H230V122H229ZM232 123H231V124H232ZM3 124H4V123H3ZM11 124H13V123H11ZM27 124H28V123H27ZM27 124H26V125H27ZM39 124H40V123H39ZM44 124H45V123H44ZM48 124H49V123H48ZM53 124H54V122H53ZM58 124H59V123H58ZM63 124H64V125H63ZM63 124H61V125L64 126L63 129H66L65 123H63ZM93 124H94V123H93ZM96 124H97V123H96ZM96 124H95V125H96ZM99 124H98V125H99ZM110 124H111V123H110ZM110 124H108V125H110ZM117 124L119 125V123H117ZM117 124H116V125H117ZM140 124H142V123H140ZM140 124H139V125H140ZM174 124H176V121H175ZM186 124H187V123H186ZM186 124H185V125H186ZM197 124L199 125L200 128L197 127ZM202 124H201V125H202ZM208 124H209V122H208ZM218 124H219V123H218ZM227 124H228V123H227ZM227 124H226V125H227ZM247 124L249 125V127H251V125H250L251 123H248V122H247ZM247 124H245V125H247ZM17 125H18V124H17ZM19 125H20V124H19ZM24 125H25V124H23V126H24ZM31 125H32V124H31ZM31 125H30L29 128H31ZM61 125H59V126L61 127ZM72 125H73V124H72ZM75 125H76V124H75ZM75 125H74V126H75ZM90 125H91V124H90ZM95 125H91V128H88L89 130H88V129L86 128V126H85V128L88 130L87 132H89L90 130H92V129L94 128ZM103 125H104V124L99 125V126H103ZM118 125H117V126H114V125H113L112 128L117 127V128H116V129H117V132H116V131H115V132H116L117 134H119L120 136L122 135L121 137L125 136V138H126V139H125V138H122L121 140H123V139H124L125 141L128 140V141L132 142L131 144H127V143H129L128 141H127V143H125L124 140H123V142H122V141L119 140L118 138H116V141H114V139L111 137L112 135L114 136V134L111 133V134H112V135H111V134H110V130H109V134H110V138H112V139H108V136H109V135L107 136V135L105 134V136L107 137L105 140H99L98 138H100V137H96L97 135L94 136L95 138L93 137L94 140H91V142H90V141L88 142V141L85 139L84 141H87V143L84 142L85 144H82L83 142H81V140H78V141H80V145L82 144L83 148H85V149L87 150V151L85 150V152L89 153L88 150L90 151V153H91V154L89 153V156L91 155V158L89 157V158H90V161H91V160H94V161H92V162H91L92 164H90V163H89V159H88L87 162L89 163V165H93V164H94V165H93L94 167H92V166L90 167V166H87L86 164L82 163V162H83V161H82L83 159H81L82 162H78V163H77L78 158L75 157L76 155H75L74 152H75V151L78 152V151H82V150H81V148H80V150H79V149H76V150H75V148H76L77 146L74 145V144H76V142H78V141H76L75 139H81V138H79V136H80L79 134H77V135H79V136H77V135L75 136V134L77 133V131H76V132H73L74 129H73V131H72V134L74 133V135H73V136L71 135V136H72V137L75 136V137H74L75 139H74V138L72 139V137H70V136L68 137V135H70V134H69V132H66L67 134H65V136L67 135V137H63V135H62V137L60 138V142H61V139H63V141H64V143H65V144H63V147H62V145H60V148H61V149L58 148L59 145H57V146H55V147H50V149H49V147H47L49 150H47L46 152L43 151L44 153L41 154L42 160H44L45 163H46V161H48L47 163H49V160H48V159H50V158H52V157H57L58 159H60L59 161H57L58 166H57V165L55 166V164H53L54 160H52V159H51V160H52L53 162H50V163H49V164H51L50 166H53L54 169H56V170L58 171V172L55 171L56 173H59L60 170H62V173H65V172H66V170H65L66 168H65V167L63 168V167H61V166H62V165L65 166V162H67V163L70 162V164H68L69 166H67V168L69 167L70 170H72L73 173L76 174V176H75V174H73L70 170H69V171L67 170V171H68V172H71V174L74 175L75 177H77V176H83L84 178H87L88 180H90V182H88V181L85 180V183L87 182L86 185H88L89 183H91V185H92V184L95 182V177H98V178H100V177L103 178V176H104V177H110V178H111V177H115V178H116V177H120L119 175H121L123 172L125 173L124 169H128V168H131L130 170H128V172L126 171V173H128L129 175H130L129 172L132 170V168L134 169V170H133V173H136L135 171H138V172L140 173L141 171H139V170L142 169V172H144V173L146 172V174H147V172H148L147 170H148V169L151 170V169H153V167H155L156 165L159 166L160 162H161L160 165H164V166H165V165L167 164V166H168L169 170L172 172V174L177 173L178 168H179L178 165L182 166V164H178V165H177L178 168L172 166V164H171V165L169 164V162H170V163H173V162L170 161V159H171L172 157H169V156H172V155H169V154H168V152H170V148H169V147L167 148L168 151L165 152L168 156L163 154V152H164L163 150H162L163 152H162L161 150L159 151V152H161V153H158V152H157L159 149H161L160 147L158 148V150L156 149L157 151L153 153V156H154V157H158L157 155H159V157H161V156H162L161 154H163L165 157H161L160 159H159V158H158V159L153 158V159H151V160L149 159L150 162L152 161L151 164L154 163L156 160H157V162H159V163H156V162H155L156 164H153V165H149V163H148V161H149V160H148V157H146V160H148L147 163H144V162H143V161H145V156H146L147 154H143V153H142L143 155H141V156H143V157H140V159L143 158V159H144L143 161H142V160H138V158H139L138 156H137L138 158H136L135 156H134V157L131 156V155H133V154H136V152L133 153V151H137L135 148L138 147V146H136V142H133V141H134V140H133V139H134V138H133V134H135V135L137 134V133H136V132H137V129H135V132H131V133H133V134L129 133L128 131H127V134H129V135H127V134L125 135V134H124V132H126V131H124L123 133L120 134L119 131L121 130V128H120V130H118ZM123 125H124V124H123ZM129 125L131 126V125H133V124H129ZM129 125H124V129H125L126 126H129ZM177 125H175V126H177ZM179 125H178V126H179ZM224 125H225V124H222L223 127H224ZM229 125H230V124H229ZM229 125H228V126H229ZM248 125H247V128H243V129H247V130L250 131ZM9 126H10V125H9ZM13 126L15 127L16 124H15V125L13 124ZM28 126H29V125H28ZM34 126H35V125H34ZM34 126H32V127H34ZM38 126H39V125H38ZM38 126H37V128H38ZM41 126H42V125H41ZM44 126H46V124H45ZM56 126H58V125H56ZM70 126H71V125H70ZM78 126H79V125H77V127H78ZM92 126H93V127H92ZM106 126H107V125H106ZM106 126L104 125V128H105ZM111 126H112V125H111ZM210 126H211V127L215 126L216 130H217V129H220V130H217V132H215V131H216L215 128H214V127H213V128H210ZM230 126H232V125H230ZM263 126H264V125H263ZM2 127H4V126H2ZM6 127H7V125H6ZM16 127H17V126H16ZM71 127H72V126H71ZM132 127H133V126H132ZM139 127H141V126H139ZM217 127H218V128H217ZM245 127H246V126H245ZM259 127H260V126H259ZM7 128L9 129V128H11V127H7ZM34 128H35V127H34ZM34 128H33V129H34ZM61 128H62V127H61ZM61 128H59V129H61ZM100 128H101V127H100ZM109 128H110V127H109ZM109 128H108V129H109ZM127 128H128V127H126V130H127ZM136 128H137V127H136ZM178 128H179V129H178ZM192 128H193V129H196L197 131H194ZM229 128H230V127H229ZM236 128H235V129H236ZM252 128H254V127H251V129H252ZM262 128H263V127H262ZM2 129H3V128H0V130H2ZM31 129H32V128H31ZM31 129H30V130H31ZM106 129H107V128H106ZM108 129H107V130H108ZM124 129H122L121 131H123ZM129 129H130V128H129ZM143 129H142V130H143ZM177 129H178V130H177ZM201 129H202V130H201ZM213 129L215 130V131H214L215 133H213ZM225 129H226V130H225ZM255 129H256V128H255ZM257 129H260V128H257ZM6 130H7V129H6ZM14 130H15V129H14ZM25 130H28V129H25ZM25 130H24V131H25ZM34 130H36V129H34ZM44 130H45V129H44ZM67 130H69V129H67ZM71 130H72V128H71ZM101 130H103V127L101 128ZM112 130H113V129H112ZM144 130H145V129H144ZM144 130H143V131H144ZM191 130H193V131H191ZM247 130H244V131H247ZM3 131H4V130H3ZM7 131H8V130H7ZM7 131H4V132H7ZM11 131H13V130H11ZM11 131H10V132H11ZM18 131H19V130H18ZM41 131H42V130H41ZM56 131H57V130H56ZM92 131H93V130H92ZM92 131H91V132H92ZM121 131H120V132H121ZM133 131H134V130H133ZM183 131H184V132H183L184 134L187 133L185 130H183ZM241 131H242V129H241ZM254 131H255V130H254ZM261 131H262V130H261ZM36 132H37V131H36ZM47 132H48V131H46L45 134H46ZM62 132H63V131H62ZM79 132H80V131H79ZM79 132H78V133H79ZM82 132H83V131H82ZM91 132H89L88 134H90ZM106 132H108V131H106ZM112 132H113V131H112ZM115 132H114V133H115ZM232 132H233V129H232ZM234 132H235V130H234ZM257 132H258V131H256V133L254 132L253 135H254V134H257ZM31 133H33V132L31 131ZM34 133H35V132H34ZM58 133H60V132H58ZM83 133H85V134H84L85 137L88 135V134L86 135V131L83 132ZM83 133H82V134H83ZM93 133H94V132H93ZM201 133H199V134H201ZM222 133H223V134H222ZM229 133H231V132H229ZM241 133H242V132H241ZM244 133L246 134L247 132H244ZM258 133H260V132H258ZM263 133H264V132H263ZM263 133L260 134V135H256V136H260V138L262 139L261 136H263ZM1 134H2V133H1ZM4 134H5V133H4ZM4 134L0 136V155L2 154L4 158H5V157L8 158V157L11 156V157L14 159V160L11 159L12 161H17L19 157L21 158V157L23 156V151H21L20 149L17 148V145H18V144H19V145H20V144L25 145L24 147H26L27 149L29 148L28 151H30L31 148H32L31 146H34V145L36 144V142H38V141H34V142L26 141V140H25V139H26V137H25L26 135H25V136L22 135V136L25 137V138L23 139L22 136H21L20 134H17V133H16V134L14 133L13 136H11L10 134H9L10 136H6V134L8 135V133H6L5 135H4ZM60 134H61V133H60ZM63 134H64V132H63ZM80 134H81V133H80ZM98 134H99V133H98ZM107 134H108V133H107ZM117 134H115L116 137L119 136V135H117ZM130 134H131V135H130ZM189 134H188V135L185 134V136H186V137H187V136H190ZM212 134H214V135H212ZM233 134H234V133H232L231 136H232ZM43 135H44V133H43ZM139 135H141V134H139ZM145 135H146V134H145ZM174 135H175L176 137H175ZM201 135H202V134H201ZM210 135H211V136H210ZM228 135H229V136H228ZM251 135H252V134H251ZM54 136H55V135H54ZM98 136H100V135H98ZM101 136H102V135H101ZM115 136H114V138H115ZM130 136H132V137H130ZM149 136H151V134H150ZM149 136H148V137L146 136V137L150 140L151 137L149 138ZM212 136L215 137L214 140H213V139H212V140L210 139V137H212ZM235 136H239V135L236 134ZM28 137L31 138V136H28ZM34 137H35V136H34ZM42 137H43V136H42ZM42 137L39 136V138H41V139H42ZM45 137H46V136H45ZM76 137H77V138H76ZM80 137H81V136H80ZM82 137H84V136H82ZM87 137H89V136H87ZM103 137H104V136H103ZM103 137H102V138H103ZM121 137H120V138H121ZM128 137H129V139H130V138H133L132 141H131V139H130V140L127 139ZM141 137H143V136H141ZM153 137H154V135H153ZM153 137H152V141H153V142L150 141V143H151V142H152V143H156V145L158 146V145H159L158 142H155V141L153 140ZM183 137H184V136H183ZM186 137H184V141H183V142H187L186 140L189 139V138L187 139ZM214 137H212V138H214ZM254 137H255V136H254ZM254 137H251V138L254 139ZM154 138H155V137H154ZM179 138H180V137H179ZM179 138H178V139H179ZM258 138H259V137H258ZM37 139H38V138H37ZM41 139H40V140H41ZM56 139H58V138L56 137ZM83 139H84V138H82V141H83ZM89 139H92V137H90ZM117 139H118V140H117ZM136 139H137V138H136ZM136 139H135V140H136ZM174 139H173L172 143L175 141ZM178 139H176V140L178 141ZM180 139H182V138H180ZM185 139H186V140H185ZM204 139L207 140V141L210 139V141H208L209 143H208V142H206V143H208V144H206L205 142L200 143V141H204ZM263 139H264V136H263ZM27 140H28V138H27ZM38 140H39V139H38ZM40 140H39V141H40ZM43 140H45V139H43ZM73 140L76 141V142L73 143V142H74ZM158 140H161V139L158 138ZM197 140H198V141H197ZM216 140H218V141H216ZM231 140H232V139H231ZM57 141H58V140H57ZM57 141L55 140V143H56ZM117 141H118V142H117ZM120 141H121V142H120ZM161 141H162V140H161ZM163 141H165V140H163ZM163 141H162V142H163ZM166 141H167V140H166ZM177 141H176V142H177ZM179 141H181V140H179ZM189 141H190V140H189ZM214 141H215V143H213ZM42 142H43V141H42ZM60 142H59V143H60ZM176 142L173 143V144L175 145V147H173V148H176L177 146L179 147V146H180L179 144L182 143V142H179V143L177 142V144H176ZM244 142H245V141H244ZM261 142H262V141H261ZM55 143H54V144H55ZM57 143H58V142H57ZM61 143H62V142H61ZM191 143H192V142H191ZM212 143H213V144H212ZM233 143H234L236 146H235ZM259 143H260V141H259ZM263 143H264V142H263ZM186 144H187V143H186ZM192 144H193V143H192ZM205 144H206V145H205ZM243 144L246 145V142L243 143ZM250 144H251V142H250ZM80 145H79V143H78V147H79ZM160 145H162V144H160ZM160 145H159V146H160ZM176 145H177V146H176ZM182 145H185V144H182ZM233 145L235 146V148H234ZM245 145H243L244 148H245ZM247 145H248V146L246 147V149H245L244 151H246L247 154L251 156V152L248 153L249 151H251V150H250L251 148L249 147L250 145H249L248 143H247ZM262 145H263V144H262ZM20 146H21V145H20ZM64 146H70V147H71L70 150L74 148L75 151L72 152V155H74V158H77L76 160H75L74 158H72L71 155L67 154V152L65 151L66 148H65V149H62V148H64ZM139 146H141V144H140ZM167 146H169V145L166 144L165 147H167ZM188 146H189V145H188ZM190 146H191V144H190ZM215 146H216V145H215ZM222 146H221V147H222ZM228 146H230V147H228ZM178 147H177V149H179V148L182 147V146H180L179 148H178ZM203 147H202V148H203ZM241 147H242V145H241ZM19 148H20V147H19ZM57 148H58V149H57ZM140 148H141V147H140ZM213 148L215 149L216 147H212V149H213ZM242 148H243V147H242ZM244 148H243V149H244ZM248 148H249V149H248ZM27 149H24V150L26 151ZM100 149H101V150H100ZM103 149H104V150L106 149V151L108 150V152L105 151L106 154L108 153V155H112V156H108V155H107L108 157H111V159L114 157V158H116L118 161H121V163H120V162H119V163L115 162V163H117V164H120V165H118V166H121V168H119V167H117V166H114V165H113V159L110 160L109 158L104 157V155L101 156V157H102L101 160H103V159H107V160L110 161V162L112 161L111 163H112L113 166H111V163H110V167H111V168L108 167V164H109L108 161H106L107 163L104 162V160H103V161L95 162V158L97 157L96 154L99 152V150L103 153V152H104V151H102ZM134 149H135V150H134ZM138 149H139V148H138ZM167 149H166V150H167ZM247 149H248V150H247ZM253 149H254V148H253ZM96 150H98L97 153L94 152V151H96ZM140 150H142V149H140ZM140 150H138V151H140ZM183 150H184V149H183ZM207 150H208V149H207ZM209 150H211V149H209ZM209 150H208V151H209ZM216 150H218V149H215V152L217 153ZM235 150H236V151H235ZM241 150H242V149H241ZM254 150H256V149H254ZM28 151H27V152H28ZM71 151H72V150H71ZM125 151H126V152H125ZM138 151H137V152H138ZM142 151H143V150H142ZM180 151H181V149H180ZM205 151H206V150H205ZM205 151H204V153H206ZM212 151H214V150H212ZM218 151H220V150H218ZM234 151H235V153H234ZM252 151H253V150H252ZM27 152H26V154L28 155ZM68 152H69V149H68ZM77 152H76V154H77ZM85 152H84V153H85ZM124 152H125V153H124ZM146 152L149 153L148 151H145V153H146ZM150 152H151V151H150ZM209 152H210V151H209ZM255 152H256V151H255ZM255 152H254V153H255ZM40 153H42V152H40ZM70 153H71V152H70ZM99 153H100V152H99ZM105 153H104V154H105ZM157 153H158V154H157ZM179 153H180V152H179ZM189 153H191V154H189ZM220 153H221V152H219L218 154H220ZM254 153H252V154H254ZM10 154H11V155H10ZM80 154H81V153H80ZM140 154H141V153H140ZM150 154H151V153H150ZM150 154H149V156H150L149 158H152L153 156L151 157L152 154H151V155H150ZM154 154H155V155H154ZM156 154H157V155H156ZM181 154H183V152L180 153V155H181ZM184 154H186V153H184ZM210 154H211V153H210ZM218 154H216L215 157H216ZM247 154H246V156H248ZM257 154H258V153H257ZM257 154H256V155H257ZM259 154H260V153H259ZM29 155H30V154H29ZM37 155H38V154H37ZM101 155H102V154H101ZM160 155H161V156H160ZM199 155H198V156H199ZM212 155H214V153H212ZM256 155H255V156H256ZM14 156H15L17 159H16ZM24 156H25V155H24ZM38 156H39V155H38ZM147 156H148V155H147ZM166 156L170 158V159L168 158L169 161H166L167 159H166V160L163 159V158H167ZM200 156H201V155H200ZM206 156H207V154H206ZM255 156H254V157H255ZM257 156H258V155H257ZM85 157H86V155H85ZM98 157H100V156H98ZM98 157L96 158V161H97ZM130 157H131V158L133 157L134 159H137L138 161H140V163L138 162L139 164L136 165V166H137L136 168H135V167H131V165H132V166H135V165L133 164L132 161H134V162H136V161H135L133 158H132V161H131V160H128V159H131ZM196 157H197V158H196ZM230 157H232V156H230ZM233 157H234V156H233ZM251 157H252V156H251ZM4 158H3V160H4ZM80 158H82V157H80ZM226 158H228V157H226ZM15 159H16V160H15ZM38 159H41L40 156L38 157ZM61 159H64L65 161L61 163V161H62ZM99 159H100V158H99ZM202 159H203V158H202ZM205 159H206V157H205ZM207 159H208V158H207ZM11 160L9 159L10 162H11ZM66 160H68V161H66ZM153 160H154V162H153ZM211 160H212V159H211ZM0 161H1V160H0ZM5 161H7V159L4 160V162H5ZM78 161H80V160H78ZM176 161H177V160H176ZM204 161H205V160H203V162H204ZM206 161L209 162V160H206ZM1 162H2V161H1ZM1 162H0V165H8V167H9L10 164H12V162H11L10 164H2ZM40 162L43 163L42 161H40ZM94 162H95V163H94ZM131 162H132V163H131ZM141 162H143V163L141 164ZM199 162H200V161H199ZM201 162H202V161H201ZM208 162H207V163H208ZM210 162H211V161H210ZM5 163H7V162H5ZM45 163H43V164H45ZM59 163L62 164V165H60V167H59ZM136 163H137V162H136ZM179 163H180V162H179ZM205 163H206V162H205ZM207 163H206V164H207ZM140 164H141V165H140ZM173 164H174V163H173ZM201 164H202V163H201ZM201 164H199L200 167H202ZM146 165H148V166H147L148 169H147ZM190 165H191V164H190ZM259 165H260V164H259ZM259 165H257V166L260 167V168L263 167L262 165H261L262 167L259 166ZM48 166H49V165H48ZM50 166H49V167H50ZM152 166H153V167H152ZM186 166H185V168H186ZM191 166H192V165H191ZM195 166H196V165H195ZM203 166H204V165H203ZM257 166H256V167H257ZM6 167H7V166H6ZM46 167H47V165H46ZM89 167H90L91 169H93V171H92ZM114 167L119 168V170L115 168L117 171H111V170H113ZM149 167H150V168H149ZM151 167H152V168H151ZM183 167H184V166H182L181 168L183 169ZM198 167H199V166H198ZM198 167H197V168H198ZM205 167H206V166H205ZM205 167H204V169H205ZM20 168H21V167H20ZM144 168L146 169V171H143ZM155 168H156V167H155ZM157 168H158V167H157ZM159 168H160V167H159ZM159 168H158V169H159ZM191 168H192V167H191ZM191 168H189V169L191 170ZM194 168H195V167H193L192 170H194V172L197 173V171H195ZM202 168H203V167H202ZM263 168H264V167H263ZM23 169H24V168H23ZM23 169H21V172L23 171ZM44 169H47V168H44ZM50 169H52V167H51ZM115 169H114V170H115ZM121 169L123 170V172H122ZM158 169H157V171H155V172L153 171L154 174H153V172H152V175H151V172H149V173H150V180H145V181H143L144 178H141V180L143 181V183L146 182L147 186H148V184H149L148 181L150 182V184H152V183L155 184V183H158V182L160 183L161 179L159 180V177L157 178V176L159 175V173L161 172L160 174H164V176L162 175L163 177L166 176L165 173H170L169 170H166L167 167H166V169L163 168V169H165L167 172H165V170H163V169H161V168H160L159 171H158ZM206 169H207V167H206ZM6 170H9V171H10L11 168H8V169H6ZM64 170H65V171H64ZM150 170H149V171H150ZM179 170H181V169H179ZM258 170H261V169H258ZM9 171H4L5 175H6V174H7V175L10 174V173H6V172H9ZM11 171H12V170H11ZM11 171H10V172H11ZM24 171H25V169H24ZM38 171H39V170H38ZM48 171H49V170H48ZM51 171H53V169H52ZM63 171H64V172H63ZM262 171H263V169H262ZM262 171H261V172H262ZM21 172L18 173V174H21ZM45 172H46V171H45ZM68 172H66V174H67ZM92 172H93V176H90V175L92 174ZM156 172H157V174H158L157 176H155V175H156V174H155ZM162 172H163V173H162ZM206 172H207V171H206ZM206 172H201V171L199 170V173H197V174H199V175H197V174H196V175H197V177L200 176V178H202L204 175L207 176V174H208V176H210V177H209V180H210V181H213L214 184L218 182V181H215V182H214V179L211 180V176H212V174H211V173H208V172L206 173ZM263 172H264V171H263ZM23 173H24V172H23ZM39 173H42V171L40 170V171L37 172L36 174H39ZM56 173H55V174H56ZM60 173H61V172H60ZM90 173H91V174H90ZM124 173H123V174H124ZM139 173H138V174H139ZM180 173L183 174V171H181ZM185 173H186V172H185ZM190 173H191V172H190ZM18 174H17V177H18ZM69 174H70V173H69ZM69 174H67V175H65V176H69ZM71 174H70V175H71ZM123 174H122V175H123ZM140 174H141V173H140ZM146 174H145V177H146L145 179H147ZM172 174H171V176H172ZM177 174H178V173H177ZM191 174H192V173H191ZM209 174H210V175H209ZM258 174L263 175L262 179H264V174H262V173H258ZM1 175H3V174H1ZM21 175H22V174H21ZM25 175H27V174H25ZM42 175H43V174H42ZM58 175H59V174H57V175H55V176L58 177ZM116 175H117V176H116ZM129 175H128V176H129ZM133 175H135V174H133ZM167 175H168V174H167ZM3 176H4V175H3ZM9 176H10V175L5 176V178L7 177V179H8ZM29 176H31V175H29ZM36 176H37V175H36ZM40 176H41V175H40ZM40 176H39V177H40ZM43 176H44V175H43ZM89 176H90V178H92V180L94 179V181H92L91 179H89V178H88ZM123 176H124V175H123ZM182 176L184 177V175H182ZM185 176H186V175H185ZM201 176H202V177H201ZM205 176H204V179H202L203 181H205V179H206ZM208 176H207V177H208ZM258 176H259V175H257V177H258ZM21 177H22V176H21ZM59 177H60V176H59ZM62 177H63V176H62ZM70 177L75 178V177H73V176H70ZM129 177H131V176H129ZM134 177H135V176H134ZM134 177H133V178H134ZM138 177H141V176L138 175ZM163 177H162V179H164ZM167 177H168V176H167ZM167 177H165V178H167ZM173 177L175 178V176H173ZM173 177H172V178H173ZM183 177H182V178H183ZM216 177H217V176H215V177L213 176V178H216ZM259 177L261 178V176H259ZM30 178H31V177H30ZM41 178H43V177H41ZM55 178H56V177H55ZM63 178H66V177H63ZM68 178H69V177H68ZM131 178H132V177H131ZM160 178H161V175H160ZM253 178H254V177H253ZM253 178H252V180H254ZM0 179H1V176H0ZM2 179H3V177H2ZM2 179H1L0 181L3 183V180H4V179H3V180H2ZM15 179H16V178H15ZM19 179H20V178H19ZM24 179H25V178H24ZM31 179H32V178H31ZM37 179H38V178H37ZM61 179H62V178H61ZM66 179H67V178H66ZM108 179H109V178H108ZM108 179H106V180H108ZM111 179H112V178H111ZM123 179H124V178H123ZM137 179H138V178H137ZM153 179H155V180L157 179V181L155 182ZM197 179H198V181L201 180V179H199V178H197ZM5 180H6V179H5ZM21 180H22V179H21ZM55 180H56V179H55ZM57 180H59V179H57ZM63 180H64V179H63ZM68 180H70V179H68ZM68 180L66 181L67 183H69ZM76 180H77V179L75 178V182H74L73 184H70L71 187L69 186L70 188H72V187L74 188L75 193H76V192L79 193L80 191L83 190L84 187H85L86 189L89 187V189H90V186H89L90 184H89L88 186H86V185L83 186L82 183H84V182H81V183H80L79 180H77V181H79V182H77ZM96 180H98V179L96 178ZM101 180H102V179H101ZM101 180H98L99 183H100ZM104 180H105V179H104ZM109 180H110V179H109ZM152 180H153L154 182H152ZM158 180H159V181H158ZM207 180H208V179H207ZM218 180L220 181L221 179H218ZM260 180H261V179H260ZM11 181H12V182L15 181L14 184H16V180H14V179H13V180H12V179H9L8 182L6 181V182H7L6 184H8V183L11 184ZM26 181H27V177H26V180L24 181V183H25ZM30 181H31V180H30ZM30 181H29V182H30ZM40 181H41V180H40ZM98 181H96V182H98ZM110 181H112V180H110ZM130 181H131V180H130ZM254 181H255V180H254ZM263 181H264V180H263ZM263 181H262V182H263ZM4 182H5V181H4ZM18 182H20V181H18ZM22 182H23V181H22ZM27 182H28V181H27ZM61 182H62V180H61ZM64 182H65V181H64ZM92 182H93V183H92ZM96 182H95V183H96ZM103 182H104V181H103ZM106 182H107V181H106ZM108 182H109V181H108ZM178 182H179V181H178ZM222 182L225 183V181H221V182H218V183L221 184ZM233 182H234L233 184H232L231 182H229V184H230V185H231V184L234 185L235 182H236V180L233 179ZM249 182H250V181H249ZM252 182H253V181H252ZM256 182H258V180H257ZM262 182H258V183H261L260 185H263V186H264V183L262 184ZM32 183H33V182H32ZM52 183H53V182H52ZM57 183H58V182H57ZM70 183H72V182H70ZM85 183H84V184H85ZM143 183H141V188L145 187V185H144ZM169 183H171V180H170ZM175 183H176V182H175ZM247 183H248V182H247ZM258 183L254 185V186L257 185V188H255V187H254V188H255V189H258V190L253 191V192H259V193L261 192V194H263V193H264V189H262V186H260ZM10 184H8V185H9V186H8L9 188H11V187H10ZM14 184H13L12 188L15 186ZM25 184H26V183H25ZM33 184H34V183H33ZM59 184H61V183H59ZM62 184H63V183H62ZM111 184H114V183H111ZM111 184H110V182L108 183V185H110V186H111ZM115 184H116V183H115ZM115 184H114V185H115ZM150 184H149V185H150ZM153 184H152V185H153ZM162 184H163V183H162ZM171 184H172V183H171ZM179 184H180V182H179ZM219 184H218V185H219ZM226 184H227V181H226ZM226 184H223V185H226ZM241 184H242V183H241ZM248 184H249L248 187L250 188V186H251L252 190H254V189H253V186H252V183H251V184L248 183ZM253 184H254V182H253ZM1 185H3L1 189H3V188H4V189L7 188V186L5 185V183L0 184V187H1ZM4 185H5L6 187H4ZM19 185H20V183H19ZM19 185H18V186H19ZM42 185H43V184H42ZM68 185H69V184H68ZM143 185H144V186H143ZM152 185H151V186H152ZM156 185H157V184H156ZM169 185H170V184H169ZM230 185H229V186H230ZM245 185H246V184H245ZM258 185H259L260 187H259ZM16 186H17V185H16ZM18 186H17V187H18ZM93 186H95V188H96L97 184H94ZM106 186H107V184H105V187H106ZM110 186L107 187V188H109V189H106V192H105V193H110L109 191L107 192V190H110V189H112V191L110 190L111 192H114L113 189L116 190V189H115L116 186H113V185H112L111 187H110ZM142 186H143V187H142ZM147 186H146V189H147V188L149 189V186H148V187H147ZM151 186H150V187H151ZM243 186H244V185H243ZM29 187H32V188H30V191H31V189H33L35 186H32V185L30 184ZM29 187H28V191H29ZM112 187H114V188H112ZM154 187H155V185H154ZM160 187H163V186H160ZM164 187H165V186H164ZM169 187H171V186H169ZM169 187H168V188H169ZM175 187H176V186H175ZM177 187H178V186H177ZM192 187H193V186H192ZM244 187H245V186H244ZM248 187H247V188L245 187V190L248 189ZM258 187H259L261 190H263V192H262ZM14 188L16 189V187H14ZM40 188H41V187H40ZM47 188H48V187H47ZM51 188H52V187H51ZM66 188H67V187H66ZM95 188H94V189H95ZM116 188H117V187H116ZM156 188H157V187H156ZM195 188H196V186H195ZM197 188H198V187H197ZM208 188H209V187H208ZM24 189H25V187H24ZM36 189H39V188L36 187ZM45 189H46V188H45ZM89 189H88V190H89ZM153 189H155V188H153ZM162 189H164V188H162ZM171 189H172V187H171ZM188 189H189V188H188ZM192 189H193V188H192ZM192 189H191V191H192ZM198 189H199V188H198ZM209 189H210V188H209ZM211 189H212V188H211ZM243 189H244V188H243ZM5 190H6V189H5ZM7 190H8V188H7ZM7 190H6V191H7ZM10 190H11V189H10ZM155 190H157V189H155ZM165 190H167V189L165 188ZM173 190H174V188H173ZM186 190H187V189H186ZM189 190H190V189H189ZM202 190H203V189H202ZM202 190H201V191H202ZM207 190H208V189H207ZM214 190H215V189H214ZM245 190H244V191H245ZM252 190H251V191H252ZM32 191H34V190H32ZM32 191H31V192H32ZM95 191H96V189H95ZM170 191H171V190L169 189V192H170ZM195 191H196V189H195ZM195 191H194V194H195V193H200L199 191H197V192H195ZM208 191H209V190H208ZM217 191H218V190H217ZM8 192H10V191H8ZM8 192H7V193H8ZM24 192H25V191H24ZM37 192H38V191H37ZM82 192H83V191H82ZM90 192H91V191H90ZM141 192H142V191H141ZM144 192H146V191L144 190ZM150 192H151V191H150ZM150 192H149V193H150ZM155 192H156V191H155ZM210 192H211V191H210ZM212 192H213V190H212ZM247 192H250V190H247ZM247 192H246V193H247ZM3 193H4V192H3ZM7 193H6V195L4 194L6 197H7ZM26 193L28 194V192H26ZM32 193H34V192H32ZM35 193H36V192H35ZM72 193H73V192H72ZM103 193H104V192H103ZM105 193H104V194H105ZM205 193H206V192H205ZM250 193H251V192H250ZM52 194H53V193H52ZM52 194H51V195H52ZM73 194H74V193H73ZM191 194H192V193H191ZM201 194H204V193L202 192ZM206 194H207V193H206ZM206 194H205V196H206ZM208 194H209V193H208ZM212 194H213V193H212ZM227 194H228V193H227ZM247 194H248V193H247ZM261 194H260V196H261ZM9 195H10V193H9ZM11 195H12V194H11ZM30 195H31V193H30ZM34 195H35V194H34ZM55 195H56V194H55ZM57 195H59L58 192H57ZM61 195H62V194H61ZM97 195H98V194H97ZM145 195H147V194H145ZM153 195H154V194H153ZM176 195L179 196V195H182V194H176ZM183 195H184V194H183ZM186 195H190V194L187 193ZM186 195H185V197H181V196H179V197H181V198H187ZM195 195H197V194H195ZM210 195H211V194H210ZM255 195H256V193H255ZM12 196H13V195H12ZM59 196H60V195H59ZM159 196H160V195H159ZM197 196H198V195H197ZM201 196H202V195H201ZM236 196H237V195H236ZM246 196H248V195H246ZM249 196H251V195H249ZM258 196H259V195H258ZM48 197H49V199H50L52 196H48ZM57 197H58V196H57ZM57 197L52 198V200H54V199L57 198ZM92 197H93V196H92ZM211 197H212V196H211ZM211 197H209V200H212ZM58 198H59V197H58ZM177 198H178V197H177ZM198 198H199V197H198ZM234 198H235V197L233 196V199H234ZM260 198H261V197H260ZM262 198L264 199V197H262ZM43 199H44V198H43ZM46 199H47V198H46ZM189 199H190V198H188L187 200L189 201ZM192 199H193V198H192ZM194 199H195V198H194ZM205 199L208 200V197L206 196ZM233 199H232V200H233ZM252 199H253V198H252ZM47 200H48V199H47ZM56 200H57V199H56ZM162 200H163V199H162ZM195 200H196V199H195ZM199 200H200V199H199ZM199 200H196V202H197V201L199 202ZM207 200H206V201H207ZM236 200H237V199H236ZM236 200H233V201H236ZM239 200H242V199L239 198ZM54 201H55V200H54ZM149 201H150V200H149ZM158 201H159V200H158ZM202 201H203V200H202ZM229 201H230V200H229ZM233 201H232V202H233ZM47 202H48V201H47ZM160 202H161V201H160ZM184 202H185V204H186V200H184ZM184 202H183V203H184ZM189 202H190V201H189ZM196 202H195V203H196ZM198 202H197L196 204H198ZM210 202H211V201H210ZM236 202H238V200H237ZM236 202H235V203H236ZM181 203H182V202H181ZM190 203H191V202H190ZM202 203H203V202H202ZM205 203H207V202H205ZM215 203H216V202H215ZM221 203H222V202H221ZM238 203H239V204H241V203L243 204V203H245V202H238ZM246 203L248 204V202H246ZM251 203H253V202H251ZM261 203H262V201H261ZM261 203H260V204H261ZM47 204H48V203H47ZM49 204H50V203H49ZM150 204H151V203H150ZM187 204H188V203H187ZM193 204H194V202H193ZM193 204H192V205H193ZM224 204H225V203H224ZM239 204H237V205H238V208H240V209H243V210H246V208H247V209L250 208V209L247 210V212H246V211L243 212V211H241L240 209H238L237 211L240 210V211L243 212L244 214H245V213L247 214V213H249L248 211H251L252 213L250 212V214H253V211H254V210H253V207H254V206L251 207L252 204H250V207H249V204H248V206H247V204H246V205H245L246 208H245L244 204H243L242 208L240 207L241 205H239ZM254 204H255V203H254ZM204 205H205V204H204ZM209 205H210V203H209ZM215 205H216V204H214V206H215ZM221 205H222V204H221ZM258 205H259V203H258ZM186 206H187V205H186ZM188 206H189V204H188ZM190 206H191V205H190ZM196 206H197V205H196ZM214 206H213V208L217 207V206H215V207H214ZM223 206H224V205H222V206H220V207H218V208H221V207H222L221 209H223V208L225 209V207H223ZM226 206H227V205H226ZM255 206H256V208L258 207L257 205H255ZM192 207L196 208L194 205L191 206V208H192ZM243 207H244V208H243ZM248 207H249V208H248ZM262 207H263V206H261V208H262ZM45 208H46V207H45ZM201 208H203V207H201ZM207 208H209V209H208L209 212H207V211H202V213L200 212L201 214H199V213H198V214H199V215H202V216H204V217H207V218L210 217V218L213 219V217H215V216H213V217L209 216V215H210V212L213 210V208H210V206H209V207L207 206ZM251 208H252L253 211L251 210ZM256 208H254V209H256ZM258 208H259V207H258ZM46 209H47V208H46ZM192 209H193V208H192ZM197 209H198V212H199V208H197ZM205 209H206V207H205L203 210H205ZM215 209H216V208H215ZM221 209H220V210H221ZM259 209H260V208H259ZM263 209H264V208H263ZM195 210H196V209H194V211H195ZM206 210H207V209H206ZM210 210H211V211H210ZM220 210H218V211L220 212ZM228 210H230V209L228 208ZM261 210H262V209H261ZM213 211H214V210H213ZM216 211H217V210H216ZM216 211H214V212L216 213ZM40 212H41V211H40ZM45 212H46V211H45ZM62 212L65 214L64 211H62ZM62 212H61V211H60V212L57 211V213H58L57 218L63 217V213H62ZM161 212H162V211H161ZM167 212H168V211H167ZM219 212H218V213H219ZM221 212H223V211L221 210ZM228 212H229V211H228ZM232 212H234V210H233ZM241 212H238L239 217H240V216L242 217V215H241L242 213H241ZM47 213H48V212H47ZM47 213H46V214H47ZM87 213H89V212L87 211ZM156 213H157V212H156ZM218 213H216V214H218ZM225 213H226V212H225ZM230 213H231V212H230ZM230 213L224 216L225 220L223 219V220L225 221L224 223L228 222V225H232L231 223H236V224H233V225L231 226V230H228L229 232L232 231V229L234 228V231H236L237 233H240L244 226L251 227V226H253L257 221H259V220H257L258 218L256 219V216H257V215L259 216V214L256 212L257 215L253 216V217H255V218H250V216H246V217H244L243 219L239 218V219H241L240 221L238 220V221L241 223V225H240L239 222H238L237 219H236V218H237V215H236V214H233V213H231V214H232V215H231ZM44 214H45V213H44ZM66 214H67V212H66ZM94 214H96L95 211H94ZM130 214H131V213H130ZM162 214H163V213H162ZM223 214H224V212H223ZM223 214H222V215H223ZM250 214H249V215H250ZM254 214H255V213H254ZM254 214H253V215H254ZM48 215H49V214H48ZM88 215L90 216V213H89ZM127 215H129V214H127ZM157 215H158V214H157ZM157 215H156V216H157ZM218 215H219V214H218ZM222 215H221V216H222ZM41 216H42V214L40 215V217H41ZM91 216H92V215H91ZM91 216H90V217H91ZM135 216H137V215H135ZM159 216H160V215H159ZM190 216H191V215H190ZM190 216H189V217H190ZM219 216H220V215H219ZM221 216H220V217H221ZM258 216H257V217H258ZM92 217H93V216H92ZM126 217H127V216H126ZM128 217H129V216H128ZM137 217H138V216H137ZM189 217H188V218H189ZM200 217H201V216H200ZM200 217H199V219H200ZM204 217H203L202 219H204ZM220 217H219V219H220ZM42 218H43V217H42ZM95 218H96V217H95ZM129 218H130V217H129ZM143 218H144V217H143ZM143 218H142V219H143ZM145 218H146V217H145ZM150 218H151L150 220H154V219H156L155 216H154L153 219H152V217H150ZM175 218H176V217H175ZM184 218H185V217H184ZM184 218H183V219H184ZM186 218H187V217H186ZM210 218H209V219H210ZM215 218H216V217H215ZM221 218H222V217H221ZM261 218H262V217H260V219H261ZM263 218H264V216H263ZM48 219H49V218H48ZM115 219H116V218H115ZM120 219H123V218H120ZM127 219H128V218H127ZM127 219H126V221H128ZM142 219H140V222L142 221ZM158 219H159L158 222H160V223L162 224V220L160 219V217H159ZM179 219H181V218H179ZM189 219H190V218H189ZM202 219H201V220H202ZM90 220H91V219H90ZM92 220H93V219H92ZM94 220H95V222H96V219H94ZM129 220H130V219H129ZM135 220H136V219H135ZM138 220H139V218H138ZM148 220H149V219H148ZM160 220H161V221H160ZM165 220H166V219H165ZM201 220H200V221H201ZM205 220H206V219H205ZM214 220H215V219H214ZM223 220H221V221L223 222ZM262 220H263V219H262ZM8 221H10V220H8ZM67 221H70V220H67ZM113 221H114V218H113ZM116 221H117V220H116ZM122 221L124 222V219H123ZM132 221H133V220H132ZM132 221H131V222L129 221L130 224L132 223ZM163 221H164V220H163ZM168 221H169V220H168ZM168 221H167V222H168ZM182 221H183V220H182ZM206 221H207V220H206ZM43 222H44V221H43ZM70 222H71V221H70ZM118 222L120 223L121 221L119 220ZM155 222H156V224H157V220H155ZM165 222H166V221H165ZM180 222H181V221H180ZM222 222H221V223H222ZM262 222H263V221H261V222H257V223H259V225H260V223H261V225H262ZM4 223H5V222H4ZM90 223H91V222H90ZM112 223H115V222H112ZM121 223H122V222H121ZM121 223H120V225H119V224H116V223H115V224L118 225V226L120 227V226H121ZM135 223H138V222L135 221ZM135 223H134V224H135ZM142 223H145V224H146V222H143V221H142ZM148 223H149V222H148ZM153 223H154V222H153ZM153 223H151V224H153ZM200 223H201V222H200ZM5 224H8V225H9V223H5ZM12 224H13V223H12ZM115 224H114V225H115ZM123 224H125V223H123ZM126 224H127V223H126ZM126 224H125V225H126ZM128 224H129V223H128ZM128 224H127V226H129ZM145 224H143V225H145ZM149 224H150V223H149ZM161 224H159V226H160ZM169 224H172V223H169ZM182 224H183V223H182ZM191 224H192V223H191ZM222 224H223V223H222ZM237 224H239L242 228L239 229L240 227H238ZM110 225H111V224H110ZM112 225H113V224H112ZM114 225H113V226H114ZM125 225H124V226H125ZM137 225L139 226V224H137ZM143 225H142V227H144ZM154 225H155V224H154ZM154 225H153V226H154ZM162 225H163V224H162ZM201 225H202V224H201ZM207 225H208V224H207ZM225 225L227 226V224H225ZM235 225H236V226H235ZM242 225H243V226H242ZM255 225H256V224H255ZM259 225H258V226H259ZM263 225H264V223H263ZM263 225H262V226H263ZM11 226H12V225H11ZM81 226H82V225H81ZM131 226H132V224H131ZM145 226H147V227L150 228L151 225H147V224H146ZM155 226H156V225H155ZM155 226H154V227H155ZM167 226H168V227H171V225H167ZM203 226L205 227V225H203ZM226 226H224V227H226ZM233 226H235V227H233ZM109 227H110V226H109ZM133 227H134V225H133ZM147 227H144V228H147ZM151 227H152V226H151ZM191 227H192V226H191ZM191 227H190V228H191ZM204 227H203L202 229L205 231V228H206L207 226H206L205 228H204ZM229 227H230V226H229ZM229 227L227 226L226 228L228 229ZM232 227H233V228H232ZM237 227H238V231H237V229H236ZM248 227H246V228L249 229ZM256 227H257V226H256ZM0 228H1V227H0ZM3 228L6 229L7 227L4 226ZM3 228H2V229H3ZM10 228H11V227H10ZM107 228H108V227H107ZM107 228L104 229V230H106V234L109 233V232H108L109 230H110V231H113V230H112L113 228H110L109 230H108ZM115 228H116V227H115ZM128 228H129V227H128ZM158 228H159V227H158ZM160 228H161V226H160ZM163 228H166V227H163ZM195 228H196V227H195ZM195 228H193V229H195ZM200 228H201V227H200ZM210 228H211V227H210ZM212 228H213V227H212ZM226 228H223V229H226ZM254 228H255V227H254ZM259 228L263 229V228L260 227V226H259ZM80 229H81V228H80ZM123 229H124V227H123ZM196 229H198V228H196ZM221 229H222V228H221ZM229 229H230V228H229ZM250 229H252V231H253V227L250 228ZM250 229H249V230H250ZM261 229H260L259 231H258V230H256V231H258V232H257L258 234L260 233V234H259V236H261L260 238H261V239H264V230L262 231ZM8 230H9V229H8ZM23 230H24V229H23ZM58 230H59V229H58ZM107 230H108V231H107ZM187 230H188V229H187ZM199 230H201V229H199ZM203 230H202V231H203ZM206 230H210V229H207V228H206ZM239 230H240V231H239ZM244 230H245V229H243L242 231H244ZM249 230H245V233H246L247 231H249ZM254 230H255V229H254ZM2 231H3V230H2ZM60 231H61V230H59L58 237H59V238H60V237H64V239L67 238V241H68L70 235H69L68 237H65V236L68 235V233H67V235H66L65 233L62 232V231H64V230L61 231L62 233H61ZM133 231H134V230H133ZM202 231H201V232H202ZM204 231H203V232H204ZM211 231H212V230H211ZM211 231H210V232H211ZM228 231H222V230H220V233H222L221 235H224L223 232H228ZM234 231H233V233H234ZM260 231H261V232H260ZM130 232H131V231H130ZM169 232H170V231H169ZM205 232H206V231H205ZM208 232H209V231H208ZM214 232H215V230H214ZM236 232H235V234H236ZM262 232H263V233H262ZM33 233H34V232H33ZM81 233H83V232H81ZM86 233H87V232H86ZM136 233H137V232H136ZM206 233H207V232H206ZM243 233H244V232H242V235H243V236L241 235V233H240V234H236V235L234 234V235H235L236 237H238V236L241 235V236L238 237V238L241 239V240H246V239H248V237L251 238L252 235H255L254 233H256V232H255V231H254V232H250V233H253L252 235H251L249 232L246 233L247 236H248L247 238L245 237L246 239L243 238L244 235H245V234H243ZM261 233H262V235H261ZM45 234H46V233H45ZM72 234H73V233H72ZM83 234H84V233H83ZM98 234H99V233H98ZM109 234H110V233H109ZM203 234H204V233H203ZM217 234H218V233H217ZM225 234L227 235V233H225ZM35 235H36V236H35ZM126 235H127V234H126ZM126 235H124V236H126ZM199 235H200V234H199ZM199 235H198V236H199ZM206 235H207V234H205L204 236H206ZM228 235H229V238H230V235L233 236L232 233H231V234L229 233ZM237 235H238V236H237ZM249 235H250V236H249ZM43 236H44V235H43ZM43 236H42L41 234H38V233L34 234L35 240H36V237L39 239V238H42ZM79 236H80V235H79ZM81 236H83V235H81ZM124 236H123V237H124ZM128 236H129V238H125V237H124L123 239L121 238L120 240H121V241H125L126 239H127V240H128V239H131L130 236H132V235H129V234H128ZM135 236H136V235H135ZM137 236L141 237L140 235H137ZM224 236H225V235H224ZM224 236H223V240H224V238H226L227 240H225V241L222 240L223 242H227L228 240H232V241L234 240L232 243H233V244L235 243V246H237L236 243L242 242V241H239V240H237L238 242H235V241H236V240H235V237H234V239H232V238L229 239V238H227V236H226V237H224ZM245 236H246V235H245ZM256 236H257V235H255L254 237H256ZM259 236H257V237L259 238ZM58 237H57V238H58ZM199 237L202 238V234H201V236H199ZM221 237H222V236H221ZM252 237H253V236H252ZM53 238H54V237H53ZM57 238H56V239H57ZM79 238H80V237H78V236L75 237V235H74V238H73V239L70 237V239H72V241H73L74 243L78 242V241H79ZM132 238H133V237H132ZM135 238H136V237H135ZM137 238H138V237H137ZM206 238H207V237H206ZM242 238H243V239H242ZM258 238H251V240L253 241V239H254L256 242H255V241H253V242H255V243H257L258 241L261 242V240H258ZM260 238H259V239H260ZM38 239H37L36 241H39V242H40L41 240H38ZM51 239H52V238H51ZM60 239H61V238H60ZM186 239H189V238H186ZM186 239L184 240V242H186V243H190V242L193 243V241H190V240H188L189 242H187ZM190 239L192 240V239H194V238H190ZM197 239H198V238H197ZM211 239H212V238H211ZM219 239H220V238H219ZM2 240H4V239H2ZM57 240H58V239H57ZM57 240H55V238H54V239L51 240V241L49 242V244H47V245H48L49 248L51 247V249L57 248V249H58V252H59L60 249L58 248V246H60L62 243H61V244H58V241H57ZM136 240H137V239H136ZM142 240H143V239H142ZM198 240H199V239H198ZM198 240H197V241H198ZM202 240L204 241L205 238L203 237ZM0 241H1V240H0ZM4 241H5V240H4ZM4 241L0 243L1 246H5V245H2V244H4ZM59 241H60V240H59ZM194 241H195L194 243L197 242L195 239H194ZM217 241H218V240H217ZM246 241H247V240H246ZM252 241H251V243H252ZM73 242H72V243H73ZM112 242H113V241H112ZM125 242H126V243H127V242L129 243L130 240L125 241ZM173 242H174V241H173ZM218 242H219V241H218ZM243 242H245V241H243ZM249 242H250V241H249ZM7 243H8V242H7ZM9 243H10V242H9ZM59 243H60V242H59ZM68 243H69V242H68ZM105 243H106V240H105L104 238H102V237L100 238V237L96 236V237H93V238L91 239V244H94V245H96V246H97V245H98V246H102V245H103V246L105 247V246H106V245H104ZM109 243H110V242H109ZM116 243H117V242H116ZM130 243H131V242H130ZM139 243H141V242H139ZM174 243H175V242H174ZM197 243H198V242H197ZM232 243H231V246H232ZM245 243H246V242H245ZM245 243H244V245H245ZM255 243H253V244L256 246L257 244H255ZM262 243H264V241H263ZM38 244H39V243H38ZM114 244H115V243H114ZM118 244H119V243H118ZM133 244H134V243H133ZM226 244H227V243H226ZM228 244H230V241H228ZM253 244H252V245H253ZM6 245H7V244H6ZM11 245H13V244H11ZM69 245H70V244H69ZM109 245H110V244H109ZM116 245H117V244H116ZM125 245H126V244H125ZM141 245H142V244H141ZM141 245H140V246H141ZM146 245H147V244H146ZM190 245H191V244H190ZM220 245H221V244H220ZM241 245H243V243H242ZM246 245H247V243H246ZM260 245H261V243H260L259 245H257L256 247L258 248ZM1 246H0V247H1ZM18 246H19V245H18ZM61 246H62V245H61ZM91 246H92V245H91ZM103 246H102V247H103ZM110 246H111V245H110ZM114 246H115V245H114ZM114 246H113V247H114ZM142 246H144V245H142ZM233 246H234V245H233ZM233 246H232L230 249H233ZM248 246H249V244H248ZM39 247H40V250L43 249V248L41 249V246H39ZM42 247H43V246H42ZM52 247H53V248H52ZM115 247H116V246H115ZM138 247H139V245H138ZM239 247H240V246H239ZM239 247H237L238 250L240 249ZM243 247H245V246H243ZM7 248H8V246H7V247H4V248L2 247L0 250L3 251V249H5V252H6V251H7V250H6ZM18 248H19V247H18ZM46 248H47V247H46ZM92 248H93V247H92ZM142 248H143V247H142ZM245 248H246V247H245ZM260 248H262V249H260ZM263 248H264V244H263L262 247L260 246L258 249L260 250V252L263 253V252H264ZM10 249H11V248H9V250H10ZM12 249H13V248H12ZM51 249H50V251H51ZM119 249H120V248H119ZM143 249H144V248H143ZM191 249H192V248H191ZM234 249L237 250L235 247H234ZM241 249H242V248H241ZM251 249H252V248H251ZM28 250H29V249H28ZM243 250L246 251L245 249H243ZM247 250H248V249H247ZM252 250L254 251V249H252ZM252 250H251V252H253ZM256 250H257V249H256ZM256 250H255V251H256ZM262 250H263V251H262ZM20 251H22V250H20ZM60 251H61V250H60ZM113 251H114V250H113ZM220 251L223 252L224 250L222 251V249H221ZM220 251H218V253H219V254H222ZM244 251H243V252H244ZM24 252H25V251H24ZM37 252H38V251H37ZM240 252H241V250H240ZM246 252H247V251H246ZM246 252H245V253H246ZM0 253H2V252H0ZM3 253H4V251H3ZM3 253H2V254H3ZM35 253H36V252H35ZM44 253H45V252H44ZM82 253H83V251H82ZM116 253H117V252H116ZM237 253L240 254L239 251H238ZM241 253H242V252H241ZM245 253H242V254H245ZM247 253H248V252H247ZM256 253L259 254L258 251H257ZM256 253H255V255H256ZM4 254H8V252H6V253H4ZM18 254H19V253H18ZM20 254H23V252H22V253L20 252ZM56 254H57V253H56ZM113 254H114V253H113ZM238 254H237V256H239V257H241V256H242V257L246 256V254H245V255H238ZM249 254H250V251H249ZM249 254H248L249 257L254 256L252 253H251L252 255L250 254L251 256H250ZM10 255H11V254H10ZM36 255H37V254H36ZM36 255H35V256H36ZM46 255H47V254H45V255L42 254V251H41V253H38V255H37L36 258H37V260L39 259L40 261H46V263H47V262H48V259H47L48 256L46 257ZM114 255H115V254H114ZM217 255H218V254H217ZM262 255H263V254H262ZM3 256H4V255H3ZM11 256L13 257V255H11ZM65 256H66V255H65ZM0 257H1V256H0ZM5 257H6V255H5ZM90 257H91V256H90ZM242 257H241V260H242V261H243V260L246 261V259H243ZM249 257H245V258H249ZM15 258H17V257H15ZM36 258H35V259H36ZM49 258H50V257H49ZM232 258H233V257H232ZM235 258H236V257H235ZM46 259H47V260H46ZM76 259H77V258H76ZM92 259H93V258H92ZM122 259H123V258H122ZM122 259L120 258V260H122ZM134 259H135V258H134ZM136 259H137V258H136ZM136 259H135V260H136ZM239 259H240V258H239ZM239 259L237 258V260H239ZM12 260H13V258H12ZM15 260H16V259H15ZM37 260H36V261H37ZM86 260H87V259H86ZM116 260H117V261H116ZM120 260H119V258H118V259H115V262L112 260L113 262L111 261L112 263H110V264H113V263H114V264H123V263L125 262V260H124L123 262H121ZM126 260H127V258H126ZM131 260H133V259H131ZM137 260H138V259H137ZM26 261H27V262H28V261H31V259H30V260L27 259ZM40 261H37V262H40ZM128 261L131 263L130 260H128ZM133 261H134V260H133ZM138 261H139V260H138ZM141 261L143 262V260H141ZM190 261H191V260H190ZM198 261H199V260H198ZM226 261H227V260H226ZM229 261H230V260H229ZM231 261H232V259H231ZM5 262H6V261H5ZM12 262H13V261H12ZM109 262H110V261H109ZM145 262H147V261L144 260L143 263H145ZM200 262H201V261H199V263H200ZM203 262H205V261H203ZM203 262H201V263H203ZM3 263H4V261L0 259V264H3ZM6 263H7V262H6ZM9 263H10V262H9ZM14 263H15V262H14ZM16 263H17V262H16ZM16 263H15V264H16ZM41 263H42V262H41ZM125 263L127 264V262H125ZM125 263H124V264H125ZM136 263H137V261H136ZM197 263H198V262H197ZM213 263H214V262H213ZM217 263H218V262H217ZM241 263H242V262H241ZM249 263H250V262H249ZM7 264H8V263H7ZM10 264H11V263H10ZM17 264H18V263H17ZM22 264H23V263H22ZM47 264H49V262H48ZM131 264H132V263H131ZM203 264H204V263H203ZM205 264H206V263H205ZM207 264H212V261H211V262L209 261ZM218 264H219V263H218ZM222 264H224V263H222ZM225 264H226V263H225ZM242 264H244V263H242Z\"/></svg>",
	"mask_w": 264,
	"mask_h": 264
}]
</instances>
